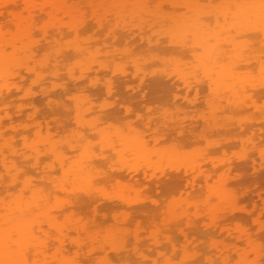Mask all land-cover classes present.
I'll list each match as a JSON object with an SVG mask.
<instances>
[{"label":"rangeland","instance_id":"374dc122","mask_svg":"<svg viewBox=\"0 0 264 264\" xmlns=\"http://www.w3.org/2000/svg\"><path fill=\"white\" fill-rule=\"evenodd\" d=\"M2 1L4 2L2 4L0 3V10H2V11L5 10L4 9L5 7H6V9H7V7L8 8L11 7V9H8V11L15 9L14 13L18 14V15L24 14V16H21L24 18L25 17L28 18L29 16L27 17V15H31V14L33 16V14H34L33 12H35V14L38 13L37 16L34 15V17L32 18V20H31L32 25H30L29 27L33 26V28H30V29H31V32L33 33V35L31 33V36H32L33 41L35 43L34 45H37V43H39V41H40L39 44L41 46L38 44L37 51H40V49L43 50V51H41V53L37 52L35 49L36 47H35L34 50H35V53L36 52L38 53V56H37V54L34 56L35 53L33 52V55H31V57L33 56V58L29 59V64H31L32 63L31 61L35 60L34 57L37 56V58H39V60L36 59V61H37L36 63L33 62L37 66V69L35 68L36 66L31 67L32 69L35 68L37 70L36 71L35 69H33V71L35 70V74H32L31 72L27 73L23 69V66H22L21 77L16 75L13 77L10 76V78L8 79L11 81H12L11 78H13V80L16 79L15 80L16 82H14V81L10 82L9 81L10 83H12L10 85H13V86L9 85V89H8V83L9 82L6 83L7 88H6L5 84H4L5 87H3V84H1L2 85L1 87H3V89L4 88L8 89V90H5L6 93L4 92V90L2 88H0L1 90H3V92L0 91L1 93L7 94V95L4 94V96L6 98H5V101H3L6 104L5 103L3 104V102H2V104H0V118L2 117L4 119L3 125L0 127V137H1V139H3L2 140L3 141L2 142L3 143L2 152H3V154H9V155L12 154L11 159L9 158L8 161L9 162L13 161V163L15 164L12 167L9 166V167H11V169H10L11 172H8L7 169L3 166V164L0 163V204H1L0 208L4 209L3 206L7 205V203L14 204L16 207L17 202H19L22 198L25 197L26 199L27 198L30 199L31 197H33L35 195L34 197H37L38 203H40L39 207H41V205H42V207H41V210H40V208H38L40 211L38 209H35L34 212L31 211L32 213L30 215H35L34 217L40 218V219L39 218L36 219L40 222V224L38 223V225H37V223L35 222L36 225H35V230H33V234L38 236L36 238H39L40 240L47 241L48 246H49L48 251H46L44 254L42 253L41 255L35 256L36 253L32 254L30 252L31 257H29V259H28V264H61V262H64V261L66 262L68 260H71L72 258L77 259L78 261H80L81 264H95V263L88 261L89 259L85 260L86 259L85 255L90 253L89 251H91V249H94L95 253L97 254V256L95 255V257L97 260L96 262L98 264H101V262L103 263L106 260H108V261L104 262L106 264H108L110 262H111V264H140V262H141L140 259H142V260L144 259L142 253H140V252H145L146 254H148V252H150V251H151L150 252L151 254L149 253V255L151 256V258H149L150 256L148 257V255H147V258H145V260L149 259V262H151V260L154 261L153 257L165 258V260L167 261V263L165 262V264H171L173 262L172 259H175V260L178 259V261H176L175 264H197L196 260H197V262H201V260H202V263L204 264L203 259H204V261H205V259H207L206 261H208V262L205 261L206 262L205 264H251V262H253V260H255L253 262L254 264H264V254H263L264 253V248H263V246H264V232H263L264 228L261 227V226L264 227V222H262V221H264V219H263L264 212L261 213L262 207L261 206L258 207V211H260V213L263 214V215H260L261 218L256 219L255 217H257L258 214L257 215L252 214V209H254L253 204L254 205L255 204L262 205V206L264 205V193H261L263 200L258 196L256 198H254L256 196V193H258V191L256 192V190L253 189V187H254L253 182L255 183V181H254L255 179L253 180V177L255 176V172L257 171L258 168H259V171L261 172V175H262V176H260L261 177L260 180L261 181L264 180V155L262 154V153H264V151H263V149H264V142H263L264 141V114H263L264 113L263 112L264 111L263 110L264 109L263 108L264 107V93H263L264 90H262V88L264 87V85H263L264 79L262 80V78H264V73L262 70H259V68H257L259 66L255 65L257 62L256 63L253 62L255 64L252 63V61H254V60H251L250 63L252 65L249 64L251 66L250 68H249V65L247 66L248 62L244 61L246 66L242 65V66H238L237 68L239 69V71L241 70L242 73L244 71L243 74H246L249 71V69H250V71H252V72H250V71L249 72H250V74L255 75V79H254V77L252 78V76L249 74V72L246 75H249L247 77H250V81H253V82H251L252 83L251 86H254L255 83L257 84L256 86H259V87L255 86L256 88H258L256 90V92H255V90L251 91V89H253V88L247 86L249 84L246 83L247 85L246 84H245L246 86L244 85L245 91L243 90V93H242L243 96L241 95L240 92L242 91V89H244V87L240 90V92H239L240 95H236L237 96L236 99H235V97L232 98L233 95H231V96L229 95V94H232V92H229V94H228V93H226L227 92L226 91L225 95L227 94L228 99L225 97V98H223V100H220V101L214 100L212 98L213 96H215L213 94L214 90L208 81H206L205 79H204L205 81H203V79H202L203 82L199 87L197 84H194L190 88L189 85L185 84V82L182 79V76L180 75L181 73H187L188 71L189 72L194 71V72H191L192 75L189 73L190 76L199 77L197 72H196L197 76H195L196 75L195 69L199 70L201 68L200 66L202 63H199V61H201V57L203 55V54L201 55V51L203 52L204 50L201 47H198L197 49H192V46H191V49L193 50V51H191V49H189L190 48L189 45L192 44L193 41L189 37H187V38H189L191 40L190 43L188 42L189 39H188V41H183V43L186 42V44H187V45H185V47H181V48L178 47L179 48L178 49V48H176L177 47L176 45H175L176 47L173 46L172 44L168 45L167 43L169 42L170 38L172 41L175 38L174 36H176V35L164 33L165 31L160 33L161 28H159L160 26L157 27L160 24H158V23L156 24L154 22H151V20H153V18H152L153 14H155V13L156 14L158 13V15H161L164 19L166 18V20L171 16L172 17L178 16L177 19H180V18H187V16L189 15L188 17L191 16V18H192L193 15H196V16L198 15L197 13H195L194 9L196 10L197 7H198V9L199 8L201 9L202 7H200V6L203 4L204 5L203 7H205V5L207 3L212 4V7H213V5L217 6V7H215V6L214 7L217 9H220V11H221V9L224 8V11H228L227 9H229L230 12H232V10L234 9V12H235L236 6L237 5L239 6L238 3H240V1L239 0H206V1L201 0L202 1V2L200 1L201 5L199 3L200 6L195 5L197 7H193L192 9L191 8L187 9L186 7H184L181 4V0H179L178 5L176 7L173 5L175 8H178V9H175L174 7H172V5H170L171 3L167 0H87L88 4L82 2L81 6H80L81 1H86V0H75V1H79V3H80L79 5H78V2H74L72 0H54V1L52 0L51 3L49 2L48 6H45V7L43 5L45 3L42 0H34L35 3L38 1L41 4V6L42 5L43 6L41 7V6H39V3H36V5H34V7L31 10H29L30 14H29L28 9L24 8V5H22V11H21V9L20 10L18 9L19 11L23 12V13H21L18 10H16L17 7L16 8H15V6L12 7L13 4H12V2H9L10 0L9 1L8 0H5V1L2 0ZM203 1L205 3L206 2L207 3L204 4ZM235 1L236 2L238 1V3H236L237 5L234 3ZM83 3L86 4L87 6L89 5V9H88V7L83 8L82 7L84 5ZM232 3H234V4H232ZM18 5L20 6V4H18ZM234 5H236V6H234ZM68 6H69V8H68ZM218 6H220V7H218ZM47 7H48L47 11L49 10L48 12L45 9ZM51 7H53V8L51 9ZM207 7L208 6L206 5V7L204 8L205 10L202 9L205 11V13L202 12L201 10H199V11H201L202 14L203 13L206 14L207 12L210 11L211 6L209 8H207ZM36 9H38V10H36ZM86 9H88V10H86ZM24 10L27 11L26 12L27 15H26V13H24L25 12ZM122 10L123 11L125 10L128 13V15L131 14V16L127 17V14L122 13ZM145 10L150 11L149 14L152 16H150L148 13L143 12ZM40 11H43L42 14L40 13ZM116 11H119L118 12L119 15L115 14ZM174 11H175V13H173ZM190 11L191 12L194 11V12H192L193 15L191 14ZM64 12H67L68 15L65 14ZM138 12L142 13V15H139L140 17H138V15H137ZM184 13H186L187 16L185 15L183 17ZM70 14H74V15L71 17ZM132 14H134V15L132 16ZM50 15L52 16V18ZM147 15H149V16L147 17ZM173 15H175V16H173ZM76 16L78 18H76ZM124 16L127 17V20L130 18L128 20L130 23H128V21L126 22V20L123 19ZM134 16L136 18L138 17L137 18L138 20L134 21V19H135V18H133ZM206 16H208V15H205V17ZM53 17H54V19H53ZM69 17H71V19H69ZM73 17L75 18V20L73 19ZM117 17L120 19L122 18V20L125 21V22L122 21V23H123L122 26L126 25V28H127L126 31L123 30L125 28H121L122 27L121 25L118 27H116L114 25L115 22H117V21H113V20L118 19ZM229 17H232V16H229ZM26 18L24 20H28ZM208 18L209 17L205 18L206 22L212 23L211 19L208 20ZM3 19H4L3 17L2 18L0 17V29L2 28V30H0V34L3 31L4 32L3 37H4L5 32H8V31L13 32L14 27L16 28L18 26H15V24H13L14 22H12V21H11L12 22V24H11V22L9 20L7 21L6 19H4L5 20L4 21ZM187 19H189V18H187ZM193 19H195V18H193ZM235 19L236 18H234V20L229 19L230 20L229 23L235 22L234 25H237L238 23L236 24ZM56 20H57V26H56V23H53V21L56 22ZM140 20H142V21H140ZM147 20L148 21L150 20L151 24H150V22L147 23ZM59 21H61L60 25H62V21H63L62 27L64 30H62L63 31L62 34L60 33L61 30H59L61 26H58ZM74 21L82 22L80 26H77V28L80 27L79 28V34L80 35L78 38H76L77 34L75 33V31H73L72 29L69 30L71 25H72L71 23H73ZM221 21L223 22V19ZM231 21H233V22H231ZM33 22H35V26H34ZM50 22L53 25H51ZM144 22L147 24V26ZM213 22H215V20ZM15 23H17V22H15ZM67 24L68 25L70 24V25L65 26ZM163 24H165V23H163ZM167 24L168 23L166 22V25H164V26H167V28H171L173 26L172 23L170 24V26H169V24L168 25ZM240 24L243 25L244 23H240ZM8 25H10V26H8ZM11 25H12V27H11ZM13 25H14V27H13ZM25 25H27V24H22V26H24V27H25ZM214 25H215V23H214ZM234 25H233V27H235ZM64 26L67 28H65ZM136 26H138V28ZM139 26H141L140 29L142 31H139ZM142 26L148 27V29L151 32H148L147 28H143ZM58 27H59V29H58ZM119 27L121 28L122 31H124L126 33V35H128V37L132 32H133L132 33L133 35L131 34L130 38H127V36L125 34H123V36H126V38L117 35V31L120 30ZM232 28L229 29L230 30L229 33H225L223 35V37L224 36L227 37V35H228L227 39H230L231 37L233 38L231 42H227V43H225L226 45H223V46H226L225 49L227 50L228 56H229V58L226 57L228 59H226V58L223 59L226 63H228V61L234 62L236 59H239L237 56V52H235V50H234L233 43L239 42V43L245 45V47L247 46L246 48L248 50V47H250V44L254 45L257 42L256 41L257 39L253 40L252 36L258 35L257 33H260V32H256V33L251 32V34H249L248 32L243 33V32H240L243 28H241V30H238L235 28L232 29ZM129 29L132 30V32ZM16 30H17V28H16ZM66 30L67 31L69 30V31L67 32ZM143 30L146 32H143ZM153 30L155 33L152 32ZM246 31H248V30H246ZM141 32H143V33H141ZM226 32H228V31H226ZM15 33H18V32L14 31V33H12V34L15 35ZM112 33H113V36L111 35ZM122 33H121V35H122ZM127 33H129V34H127ZM139 33H141V34H139ZM145 33H146V35H145ZM6 34L7 35L5 37L11 35V33L9 35V32ZM63 34H64V37H62ZM67 34L69 36L71 35L70 38L68 37ZM119 34H120V32H119ZM52 35H54V36H52ZM58 35H60V36H58ZM144 36H146V39H148L150 37H151V39H154V37H155V39L157 38L156 39V40H158L157 45L149 44V42H147L148 40L146 41L145 39H142V37H144ZM5 37H4V39H5ZM56 37H59V39ZM133 37L136 38V40H134ZM162 37L164 39H163V43H161V45H160L159 41ZM172 37H173V39H172ZM259 37L260 36H258L259 41L256 43L257 46L260 43V41L263 40L262 38H264L262 36H261V38H259ZM63 38H67V39L63 40ZM68 38H69V40H68ZM79 38H81V40H78ZM107 38H109V40H111V44L108 43L110 41H108ZM249 38L252 39L253 41H256V42H254V44H252L253 41L250 40ZM105 39L107 42L105 41V43H103V41ZM58 40L61 43H59ZM76 40L78 41L79 44H75V47H76V45L77 46L79 45V47L82 46L85 50V51L84 50L83 51L86 54H84L80 51H78L79 53L76 52L75 50L73 51V49H72L73 45H70L71 47L69 46V43H71V44H72V42L76 43ZM51 42H53V43H51ZM54 42H56V44H58L57 46L59 48H57V46H56V48H55V46L53 47V44L55 45ZM67 42H68V44H67ZM132 42H135V43L130 44ZM161 42H162V40H161ZM106 43L108 44L107 49H106L107 46H105ZM109 44H110L111 48L109 47ZM248 44H249V46H248ZM259 45L261 46V44H259ZM68 46H69V48H68ZM133 46H135L136 49ZM257 46H255V47H257ZM75 47H73V48H75ZM122 47H123V49L126 48L127 50H123ZM130 47L132 48V50H134V52L131 50ZM174 47L176 48L175 50H174ZM193 47H194V45H193ZM263 47H264V45H263ZM263 47H262V49L264 52ZM70 48H71V50H70ZM119 48H121L123 51L120 50ZM91 49L94 50L95 52L92 51V53H91ZM99 49H100L101 53L98 52ZM253 49H254V47H253ZM253 49L251 50L252 53H253V51H255V49L254 50ZM108 50H109V53H108ZM119 51L121 52V55H120ZM124 51H126V52L124 53ZM128 52H130V53H128ZM135 52H136V54H135ZM247 53H248V56H249V53L252 54L250 51H248ZM89 54L92 55V59H91V55H89ZM125 54L128 56L127 57L128 59L130 57L131 61L126 59ZM41 55H45V56H41ZM46 56L49 58L48 59L49 61H47ZM93 56L95 57V59H93ZM132 56L135 57V58L133 57L134 59L138 58L139 61L141 60L143 62V64H146V67H144L142 69L141 66H143V64L140 62H137L138 59L134 60L132 58ZM250 56H253V55H250ZM108 57H110L111 59H109ZM44 58H46V62H48L49 65L44 64L42 62V60L43 61L45 60ZM118 58L121 59L122 62H124L125 64L122 63L123 64L122 65L121 61H118L119 60ZM263 58H264V56H263ZM126 60L129 61V63ZM133 61H136V62H133ZM33 63L31 65H34ZM126 63H128L130 66L128 64L126 65ZM139 63L142 65H140ZM135 64L138 67H135L134 66ZM240 64H242V62H240ZM118 65L121 67L117 69V67H119ZM124 65L129 66V67L132 66L131 67L132 70L130 71L129 67H127L129 69L124 68L125 67ZM41 68L44 71V72L42 71V73H41ZM137 68L139 70L141 68V70H140L141 72L139 71L141 74H142V72L145 71V68L147 69L145 72L147 77L144 75V73H143L142 77H145L148 81H150V80L152 81V82L151 81L150 82H151V84L152 83L153 84L152 85L150 84L149 85L150 87L148 86L149 88L147 87V89H149V90L144 88L145 85H142L141 82L138 80L137 74L139 72L138 71L135 72V69H137ZM123 69L125 70V73L128 70H129V73L131 72L130 74L127 75L129 77L127 79H129L131 81V83H132V81H135L134 83L130 84V87H132V89L129 88V86H128L129 84L127 85L125 83V81L123 80V77L120 78V76H119L120 75L119 73H121V71ZM83 70L86 71L87 73L84 72ZM142 70H144V71H142ZM133 71L137 74H135ZM254 71H257V72H254ZM81 72H83V73L77 74V73H81ZM253 72H254V74H253ZM260 72H262V73H260ZM134 74H135V76H137L136 78H135ZM73 75H77L78 77L76 76L77 78H75ZM79 75L80 76L83 75V78L85 76V78L82 79V81H84L83 85H80L82 83V81H81V78L79 79ZM138 75H140V74H138ZM121 76H123V75H121ZM186 76L189 77V75H186ZM256 76L258 77V79ZM130 77H132L134 79H132V78L130 79ZM39 78H43V79H45V81H43V79L40 80ZM46 79H48V80H46ZM77 79H78V82H77ZM191 79H192V77L190 78V80ZM21 80H23V81L25 80L26 82L25 81L22 82ZM179 80H181V82H183V85L181 82L179 83ZM18 81H21L22 83L21 82L19 83ZM38 81H40V83H38ZM2 83H4V82H2ZM24 83H25V85H24ZM109 85H111V86L113 85L115 87L114 90H115L116 94L114 96L111 94V90H109ZM239 85H238V90H239V87L241 86V85L240 86ZM261 85H263V86H261ZM242 86H243V84H242ZM14 87L15 88L19 87V89L17 88L18 90H16ZM26 87L28 89L30 88L29 91H27L28 90L27 89V90H23V92H22V89H26ZM247 87H249V90L246 89ZM255 87H254V89H255ZM10 88H12V89H10ZM259 88H261L262 91H259L260 90ZM43 89L47 90L50 96L47 94L48 97L46 98L45 95H44L45 96L44 97L43 93H42ZM199 89L200 90L202 89V90L199 92ZM7 91L9 93H7ZM248 91H250L251 93L250 92L247 93ZM50 92L53 94H50ZM151 92H152V94H151ZM252 92L254 94L260 93L261 94V96L259 95L260 98H262V96H263L261 101H259L260 99L257 98L258 96H255L258 99L257 100L258 103L261 102V104H262V105L260 104L261 106L258 105V106H260L259 111H260L261 107L263 106L262 107L263 109H261V111L262 110L263 111L260 112V113H262L261 114L262 116L259 115L260 113L258 111L253 110V108L251 109V107L248 105V103H246L245 106L243 104V102H245V100H246L245 98L253 97ZM30 93L33 94V95L31 94V97H30ZM144 93H147L148 95H146ZM239 93H237V94H239ZM143 94L145 96H147L148 99L149 98H151V99L148 100L146 98H143ZM179 95H180V97H178ZM4 96H3V98H4ZM78 97L80 99H78L79 101L77 102L76 99ZM187 97H189V100H186ZM243 97H245V98H243ZM29 98L30 99L33 98V99L30 100ZM229 98H231V99H229ZM242 98H243V100H242ZM137 99H139V100L137 101ZM252 100H254V99H252ZM32 101L34 102V106H35L33 108L31 107L33 104ZM248 101H249V99H248ZM78 103H81V105L80 104L77 105ZM249 104H250V102H249ZM19 108H21L22 111L25 113L22 115V117L19 116V114H18L19 117L17 116L18 119L16 120L17 117L15 118L16 114L14 115V113H17ZM80 109H82L83 112H80L81 111ZM38 110H39V113L41 112L40 114L38 113ZM36 112H37V114H36ZM256 112H258L259 114H257ZM11 113L13 115L12 121L16 120L15 122L9 121V119L7 120V116L10 115ZM32 113H35L34 114L35 118L33 117V119L29 117V115ZM141 116L143 117V120H140ZM77 118H78V120H77ZM79 119H81V120H79ZM83 119L85 120L84 122H83ZM133 122H136V123L138 122V123L136 125V123H133ZM83 124H85V125L83 126ZM132 124L136 125V128L140 131V132L139 131L138 132L141 135L139 133L138 134L140 136H143L146 139L145 141H147L149 139L148 143H150V145L156 146V144L158 142H161L160 144L158 143L160 146L157 145L159 147V148L158 147L157 148L159 150L161 149V151H164V154L167 151L169 153V155L171 154V156H174L173 154L175 152L176 153L175 155H177V158L173 157L172 160H174V159H175V161H177L178 159L180 160V158H179V156H180L182 158V160L184 161L185 158L189 157V158H187V159H189L187 161V163L185 162L186 164H188L187 167L183 166L185 163L182 160L181 161H182L183 165H181V163H180L181 161H179V160L177 161L179 164L177 162L172 161V160L171 161L174 164H172L171 162L170 163L168 162L169 164H167V163L165 164V161L163 163V161H161V160L162 159L164 160V158H167L168 154H165V157L163 158V152L162 153L159 152L162 155V156H160L158 154L162 158L161 160L159 158H157L159 156H157L155 154H154V156H157L156 157L157 160L159 159L163 164L161 162L160 163L158 162V163L160 165L165 164V166L166 165L168 166V167H164L163 171L161 168L160 169L158 168L159 172H160V170L162 171L163 177L161 176L162 174L158 172V170L157 171L150 170V169H156L157 168L156 166H159L157 162H156L157 165L155 166L156 168H150V166L152 164L151 165L146 164L147 168L149 165V170L148 169L147 170L151 174L148 177L146 172H144L142 174L143 175L142 176L140 173H142V171L146 170L145 169L146 167L142 166V165H145L144 163H145L146 159L144 161L142 159H139V158L136 159L135 158L136 156L133 155L134 156L133 157L131 155L132 152L128 151L129 153H126V154H128L127 158L125 156V158L128 160L126 162L130 163V165L132 164L131 166H129V164H128V166L131 167V168H128L127 163L124 162L126 164L125 165L124 163L121 162L120 157H118V156H120V153L118 155V153H116L115 151L110 150L109 147L106 148L107 146H105L106 145L105 143L109 142V144L110 143L112 144V142H113V144L117 146L116 149H118L119 145H117L116 142L120 139L119 136H122V138L124 136L125 141L127 140L126 138L131 139L132 137H134V135H133L134 131L132 132V130L129 128L130 126H132ZM146 124H148V127H149L148 129L145 126ZM104 128H106L108 131ZM178 128L185 131L184 138L176 135V133H177L176 130L177 131L179 130ZM226 128H228L227 129L228 131H226ZM102 129H104L106 131H103ZM102 132H104V133L107 132L105 134H107V136L109 135V137L105 136V134ZM42 133H43V135H42ZM50 133H52V138H54L53 140H50L51 143L56 141L57 143L56 142L55 143L59 146V147L57 146L58 148L55 150L56 151L61 150V152L58 151L57 154L54 153L55 150L49 148V146H48L49 143H45L46 140L48 142H50L49 141V138H51ZM111 133L113 136L111 135ZM136 134L137 133H135V135ZM114 135H115V137H114ZM80 136H81V139L84 138L82 141L85 140L87 142V145H85L84 147H87L90 145V147L92 149L94 148L92 151L91 148L89 147L90 148L89 150H91L93 152V154L91 152H88L89 153V155H88V153L86 152V151H88V149L85 148V149H87V150H85L84 147L81 145V144L85 143V141L81 142V143L79 142V141H81L79 139ZM45 137H47V138H45ZM116 137L119 139H117ZM194 137H198L197 138L198 140L196 138L194 139ZM42 138H45V139L42 140ZM204 138H206V139H204ZM202 139H204V140H202ZM24 140H27V143H26L27 145L24 143ZM110 140H111V142H110ZM120 140H119L120 142L118 141V144H121V145L126 144L125 142H123L122 139H120ZM182 140L184 142H181ZM195 140H197V141H195ZM246 141H248L247 144H246ZM151 142H153L154 144L153 143L151 144ZM186 142H187V144H186ZM209 142L211 144L216 143L218 145V147L216 146L217 149L213 148V146H212L213 149L209 148L210 147ZM261 142H263V144ZM207 143L209 145H207ZM33 144H35V145H33ZM41 144L44 146H42ZM161 144H162V146H161ZM176 144L183 145V146H185L186 149L183 146H180V147H182L183 151H181L182 149H179V148H178L179 150H175L174 148L178 147V146H174ZM28 145L29 146L33 145L34 146L33 148H35V149L33 151H31L32 149L29 148V150H28V147L27 148L25 147ZM39 145H40V147H39ZM55 145H54V147H55ZM201 145H203V148L201 147ZM256 145L260 146V148L262 150H259V148ZM198 146H199V148H198ZM206 146H208V149ZM219 146H222V149ZM69 147H72L73 149L69 148ZM80 147H83L82 149H84V150H82ZM195 147L197 149H200L201 151L200 150L196 151ZM204 147H205V149H204ZM218 148H220L221 150ZM49 149H51V152L49 151ZM203 149L205 150L204 155L202 154L204 152ZM214 149H216V150H214ZM184 150L186 151L185 153H183L185 155H181L182 152H184ZM194 150L197 153L202 152V150H203V152L197 154V153H195ZM209 150H211V152ZM82 151H83V153H82ZM214 151H215V153L216 152L219 153V154L217 153L218 156L214 153ZM13 152H16V153L14 154ZM80 152H81V155L83 154L82 155L83 157H85L84 156V153H85V155L90 156V158L93 157L91 159H94L93 160V169L92 170L88 169V171L90 174L91 182L93 181L92 183H95L96 186L94 184H92L91 182H90V184H88V186H87V184L86 185L85 184H79L78 185L77 183H76L77 185H74V186L72 185L73 184L72 182H74L73 181L74 177H73L72 173H74V170L76 171L78 169L77 167L80 166L79 165L80 160H81V163H83L84 161L86 162V160H84L83 157L78 156V155H80L79 154ZM156 152L158 153V150H156ZM191 152H193V153H191ZM206 152H208V153L210 152V153L207 154ZM63 153H64V156L61 155ZM65 153H67V155ZM101 154H102V156H101ZM188 154H190L191 157L188 156ZM199 154H202V156L200 157ZM192 155H195V157ZM207 155H209V156L211 155V159H213L214 161H211L209 157H207V158H209V159H207L206 158ZM214 155H216L218 158H214V157H216ZM61 156H62V159L66 156L65 158H68L67 161H69V162H70V160H76L77 158L79 159V161L76 160V161H78V163L76 162V163H74V165L72 164L73 163V161H72L71 162L72 170H70L71 165H69L70 164L69 162L66 163L65 160L63 163H66V165L68 164L67 166L70 169H68L66 167V165H64V164L62 167ZM154 156H153V158H154ZM171 156H169L168 158H170ZM182 156H184V157H182ZM137 157H139V156H137ZM40 158H41V160H40ZM59 158L61 160H59ZM102 158L107 159V160H103ZM130 158H132V159L129 160ZM156 158H154V159H156ZM191 158H192V161L194 160V163L196 161L195 159H197V162L199 163V165H196L197 163L193 164V162H191ZM203 158H205L206 160L211 161V162L207 163L206 161H204V163H205L204 164V163H202L204 160ZM28 159H30V160L32 159L31 160L32 163ZM85 159H87V157ZM91 159H87V160H91ZM135 160H137V161L142 160L143 162L142 163L136 162ZM151 160L150 161L148 160L146 162L150 163L152 161H154V162L156 161V160H152V161ZM201 160H202V162H201ZM256 160L258 161L257 162V168L255 167L256 166L255 165ZM122 161H124V160H122ZM133 161L135 162V164ZM229 161H231V162L234 161L233 163H235V166L230 168V169H226L228 167V165H226V163L227 162L229 163ZM154 162H152V163L154 164ZM216 163L218 164V166L216 165ZM75 164H78V166ZM133 164H134V167L136 166L138 169L142 170V171L139 170L140 171L139 174L137 173L138 176L140 175L139 176L140 179H135L133 176L129 175L130 173H124L126 169L128 171L129 170L131 171L132 169H133L132 171H135L136 168L133 167ZM73 166H75V168H73ZM141 166H142V168H140ZM177 166L178 167L180 166L179 168L181 170L179 168H177ZM193 166L195 167L194 169L195 170L197 169V170L192 171V173L194 172L193 174L201 175V178L199 177L201 184L206 185V190L204 193H199V191L197 194L185 193L179 189H177V190L174 189V187H175L174 185H170V186L166 187L165 190L164 189L162 190L163 192H161L158 189V186H159L158 180L159 179L162 178V180H159V182L160 181L162 182L163 180L166 181L167 179L171 180L172 175H173V178H174V176H176V179H177V176H180L183 174L184 175L188 174V173H186V171H188L189 169H193ZM197 166H200L199 167L200 170L202 168L201 166H203L204 167L203 169H205L206 171H202L203 169L200 171L199 168H196ZM19 167L21 170L19 169ZM65 167L67 168V170L71 171V172L67 171L66 172V173H68L67 175H69V176L72 175V177L66 178L64 176L63 171L65 173V170H66ZM117 167H119V170L116 169ZM151 167H154V165ZM50 168H51V170H50ZM54 168H55V170H54ZM62 168L63 169L65 168V169L63 170ZM165 168H167V169H165ZM182 168H183V170H182ZM164 169H165V171H164ZM184 170H186V171H184ZM226 170H228V172H230V173L226 172ZM47 171L51 172L54 176H55V174H57L56 172L59 171L58 175H57L59 178L57 179L56 178L57 176L54 177L51 173H49ZM116 171H117V173H115ZM181 171H184L186 174L184 172L181 173ZM206 172L217 174V176L215 174V177H217V178L213 177L214 179L212 178L213 180H211L212 182H210L211 185L213 186L212 189H215L213 191L219 193V192H222V190L224 189L223 187H225L228 190H229V187L232 188L231 191L226 190V194L228 191V195H224V196H226L227 200H229V202L226 200H222V199H224V196H222L223 194L221 195V193H219V194L222 197L221 198L218 197L219 200L216 201V197H215V199L213 198L214 196H216V193L215 192H209V189H208L209 185H208L207 178L202 174V173H206ZM8 173H11L10 175L18 173V182H17L16 187H11V184L8 181V179H9ZM44 173H47V175H48V173L51 174L48 176L54 177L53 179L56 178L54 181L52 179V181H50L51 183L52 182H54V183L57 182V183L51 184L48 181L51 178L50 177H49L50 179L46 178ZM149 173H148V175H149ZM167 173H168V175H167ZM192 173L189 174V177H191V176L193 177ZM59 174H61V175L59 176ZM164 175H166L165 176V178L167 177L166 179L164 178ZM169 175H170V177H168ZM156 176H158L159 178H157ZM62 177H63V179H62ZM64 178H66V179L69 178L68 180L69 181L71 180V181L69 182L68 180H66ZM19 180H21V181H19ZM60 180L62 182L65 181V183L63 182L64 184H61V185L66 186V188H64V186L60 185ZM221 180L223 182H226V184L223 183V186H222V183H218V181H221ZM67 181L71 185H68L69 183ZM164 182L161 184L167 185V183H170V182H165V183ZM250 182H252V183H250ZM262 182L264 183V181H262ZM27 183L29 184V186L31 188L30 190H32V192H34V193H31V191L30 190L28 191V189L24 190L23 186L26 185ZM216 183H218V185L222 188L219 187L220 188L219 189L218 185H216ZM74 184H75V182H74ZM91 184H92V187L94 189L95 188L98 189V191L96 189H95V191L90 189V191L87 192L88 191L87 188H91ZM228 184L230 186H228ZM245 184H247V185H245ZM80 185H82V188H80L81 187ZM224 185H226V186H224ZM242 185L248 186L249 189H245V186L243 187ZM56 186H58V187H56ZM60 186L63 187L64 189L61 188ZM67 186H69V187H67ZM77 186L78 187L80 186V187L78 188ZM102 188H105V192L103 191ZM243 188H244V190H243ZM250 188L253 190H252V192L248 193V191H246V190L250 191L251 190ZM76 189L77 190L80 189V190L77 191ZM85 190H87V191H85ZM236 190L239 192H237ZM232 191L234 193H231V195H230L229 192H232ZM82 192H84V193L87 192V193H85L86 195L89 193V195H91L90 196L91 200L87 198V197H89V195L85 197V194ZM235 192H236V194H235ZM245 192H247L248 194H245ZM254 192H256V193H254ZM210 193H211V195H210ZM213 193H215L214 196H213ZM251 194L252 195L255 194L254 197H252ZM247 195H249V196H247ZM121 196H123V199H125V201H129V202L132 201L134 203L130 204L129 202L128 203L122 202L123 200L121 201V198H122ZM211 196H213V197H211ZM132 197L134 199L136 197V201ZM19 198H21V199H19ZM231 199H232V201H231ZM191 200H193V201H191ZM238 200L240 201L241 204L239 203ZM29 201L32 202V199L27 200V203L30 204ZM177 201H179L178 203H180L181 201H182V203L184 202L183 204L181 203L182 204L181 206L183 207V209H181V210H183V211L186 210V209H184V207H186V206L191 205L192 207H195V208H192L190 206V208L187 209L188 213H186V212L183 213L181 211L183 213V217L182 216L180 217L179 215L181 214V212L177 213L176 211L177 210L179 211V209L181 207L177 208L176 205H174V203ZM187 201H188V203H187ZM193 202H194L195 206L193 205ZM260 202L262 204H260ZM157 203L160 205H157ZM237 203H239L240 205L238 206ZM188 204H190V205H188ZM222 204H224V205H222ZM236 204L238 207L236 206ZM95 206L97 207L96 209H95ZM179 206H180V204H179ZM240 206H242V207H240ZM15 207L13 206V208H15ZM172 207L174 209L176 207L177 210L175 212L173 210L171 211ZM232 207L237 208L238 210H240V212L235 211V209L234 210L231 209ZM260 207H261V209L259 210ZM239 208H242V209H239ZM243 208L246 210H244ZM263 208H264V206H263ZM193 209H194V211H193L194 214L191 213V210H193ZM201 209H202V211H199ZM159 210H162V211L159 212ZM247 210H249V211H247ZM129 212H131L132 216H130ZM172 213L175 215H178V217L175 215H173L174 216L173 217ZM250 213H251V215H250ZM253 213H255V212H253ZM45 214H48L49 217H52L51 219L54 218L53 221L55 222V224L59 225L64 230L63 231V233H64L63 238L65 241V243H64L65 247H63V248L66 249L65 251L62 248H57V246L52 245V244H54V245L57 244L55 241L58 239L59 234L57 233V230L55 229V227H52V226L49 227L48 226V223L50 222V220L49 221L45 220V218L43 217ZM192 214H193V216H192ZM17 216L20 217V215H17ZM129 216L133 217L132 219L134 221H132V219ZM184 216H188L187 217L188 220L190 219L189 220L190 222H186L187 224L183 222L184 221L183 218H186ZM124 217L125 218L128 217L127 222L129 221L130 223L126 222L127 223L126 224L124 222V220H126V219H124ZM175 217H177L178 219ZM203 219H204V221H202ZM188 220H186V221H188ZM191 220L195 224H192ZM255 221H256V223H255ZM137 222H138L140 228L134 226V224L136 225ZM205 222L208 223V225H206ZM212 222H214L213 226H211ZM215 222H217L218 225H216ZM258 222L263 224V225L258 224V226H257ZM170 223H173L176 226H174L173 224H170ZM188 223L191 225V230H189L190 227H189ZM138 224H137V226H138ZM185 224L188 225L187 227H188V230L190 232L185 230L186 229ZM170 225L173 228L174 227L178 228L177 225L181 226L182 227L181 230L184 229L185 232L187 231L185 233L186 237L184 235H183V237L180 236L181 233L183 234V231H181L179 228H178V231L175 230L176 228H174L173 231L169 230ZM243 225H246V226H243ZM193 226H195L194 227L195 230L193 229ZM207 226H209V227L207 228ZM242 226L244 227V229H242ZM141 227H142V229H141ZM212 227H214V228L212 229ZM220 227H222V228L225 227L224 231ZM170 229H172V228H170ZM220 229H221V231H220ZM248 229H250V230L252 229L251 232ZM257 229L258 230L260 229V231H257ZM247 230L249 232H247ZM261 230H263V231H261ZM191 231H193V232H191ZM175 232H178V233H175ZM135 233L139 234V237H141V238L136 236ZM191 233L194 235L192 236ZM243 233L244 234L246 233L245 236L243 235ZM115 234H117L116 238H115ZM222 234H223V236H222ZM230 235H233V237L232 236L230 237ZM90 236H93V237L91 238ZM112 236H114V239H113L114 242L112 241L111 243H114V244L110 245V240H112ZM149 236H151L152 238L153 237H158V238H154L152 241V238H150ZM191 236L194 238L190 239ZM235 236H237L238 238H236ZM250 236L253 237L252 241L254 243L252 242L253 243V244H251L252 246H250L248 241L245 240L246 237L249 238ZM171 237H173V238L176 237V239H178L179 241H176L173 244H171L172 243L171 241H175ZM228 237H230V238H228ZM240 237H241V240H240ZM242 237L245 239H243ZM159 238H162V239H159ZM90 239H91V241H90ZM137 239H139V240H137ZM182 239H183V241H182ZM187 239L188 240L190 239V241L195 239L196 241H194V242L192 241V242L187 243L186 242V241H188ZM93 240H95L94 244H93ZM151 241L153 243H155V241L159 242L157 244L158 246L155 245L153 247L152 245H154V244H151L152 243ZM178 242H180V243L178 244ZM184 242H186L187 244ZM195 242L199 243L201 246H203V248L205 247V249H208V250H206L207 252L204 251V254L207 253L204 256L201 253V252H203V248L197 247L199 249L198 251L203 255V256L200 255L201 259L199 258V256L196 255L198 252H197L196 248L194 247L195 245H193V247L195 249L191 246H188V245H191V243L195 244ZM216 242L217 243L220 242V244H215ZM221 242H224L223 244H224V246H227V248L229 249L228 251H226L227 249H223L224 247L221 245L222 244ZM115 243H116V247H118L117 245H119L118 248H120V251H117V249H115V248H113V250L112 249L110 250L111 247L115 246ZM148 243L150 244V246ZM175 243H177L176 244L177 246L175 245ZM256 243H260V245L256 244ZM92 244H93V246H92ZM244 244H246V245H244ZM180 245L183 247H181ZM196 245L199 246L198 244H196ZM248 245L250 246V248ZM86 246H88V247L85 248ZM228 246H230V247H228ZM253 246H255V247L257 246L259 248H254ZM178 247L179 248L181 247V249H179ZM187 247H191V249L196 250L195 252H194V250H192V252L195 253V254L194 253H192V254H194L195 257H198V259L196 258V260H194V256H192V258H191V257H189L190 256L189 253L188 254L186 253V255H182V258L184 256L185 259L181 260L180 254H184L183 250L185 248L187 251L191 250L190 248L188 249ZM206 247H208V248H206ZM233 247H236V249H234ZM101 248H103V250L105 252H107L108 254H106V253L103 254L104 251ZM162 249L165 251L167 249L168 251L163 252ZM175 249L176 250L178 249L180 252L179 251L176 252ZM28 250H29V248H28ZM94 250L92 251L93 254H94ZM115 250H116V252H115ZM146 250H148V251H146ZM156 250H157V252H156ZM259 250L263 251V252H260ZM61 251H63V252H61ZM158 251H162L164 256H162L163 254H161L162 257L161 256L159 257L160 252L158 253ZM172 251L174 252V255H173ZM256 251H259V255H258V252H256ZM169 252L171 254H169ZM243 252L248 253L247 257H245V255H243L244 254ZM252 252H254V253H252ZM114 253L116 255L117 254L118 255L115 256ZM165 253L166 254L168 253L169 255L168 254L166 255ZM176 253H179V254H176ZM223 253H224V255L230 256L231 260L229 262H226L223 259V257H222ZM146 254H144V257ZM153 254L155 256H153ZM210 254L213 256V260L211 259L212 256ZM106 255H109V256L107 257ZM166 256L169 257L168 260L166 259ZM170 256H171V258H170ZM175 256H177V257L179 256V257L177 258ZM209 256H210V259H209ZM250 256H251V258L256 257L257 260L255 258L253 260L247 261V259ZM97 257H99V259ZM100 257H101V260H100ZM117 257H119V258H117ZM157 258H156V260H157ZM191 259L193 261H191ZM214 259H215V261H214ZM98 260L101 262H99ZM145 260L143 261L144 263L146 262ZM160 260H163V259H160ZM165 260H163V263ZM161 263H162V261H161ZM147 264H149V263L147 262ZM150 264H153V262H151Z\"/></svg>","mask_w":264,"mask_h":264},{"label":"bare ground","instance_id":"6f19581e","mask_svg":"<svg viewBox=\"0 0 264 264\" xmlns=\"http://www.w3.org/2000/svg\"><path fill=\"white\" fill-rule=\"evenodd\" d=\"M5 1V0H4ZM9 1V0H8ZM45 4H43L44 5V7L45 6H48V4H49V2L51 3V1L52 0H42ZM41 1V2H42ZM54 1V0H53ZM72 1H74V2H78V5L80 4L79 3V1H75V0H72ZM167 1H169L171 4L170 5H172V7H176L177 5H178V1L179 0H167ZM200 1L201 0H181V4L184 6V7H186L187 9H192L193 7H197V6H200L201 5V3H200ZM204 1H206V0H204ZM203 1V2H204ZM240 1V3H238V1L236 2H234L235 4L236 3H238L239 4V6L237 7L236 5H234V6H236V9H235V12H234V9L232 10V12H230V10L229 9H227L228 11H224V8L223 9H221V11H220V9H217V8H215V7H217V6H215V5H213V7H212V4H209V3H205L204 2V4H206L208 7L207 8H209L210 6H211V8H210V11L209 12H207L206 14H204L205 13V7H206V5H205V7H203L204 5L202 4L200 7H202L201 9L199 8L198 9V7H197V9L195 10L194 9V11H195V13H197L198 15V17L196 16V15H193V13L192 12H194V11H190L191 12V14L193 15L192 16V18H191V16L190 17H188L187 15H186V13H184L183 14V17L186 15L187 16V18H189V19H187V18H180V19H177V17L178 16H176V17H169L167 20H166V18L164 19L161 15H158V13L156 14H153V20H151V22H154V23H158V24H160V25H158L157 27H159V28H161V32L160 33H162V32H164V33H168V34H173V35H176V36H174L175 38L173 39V37H172V41H171V38H170V40H169V42L167 43L168 45H170V44H172L173 46H175L176 48H178V47H185V45H187L186 44V42H184L183 43V41H188V39L190 38V39H192V41H193V45H194V47H193V45L192 44H190L189 46H190V48L189 49H191V46H192V49H197L198 47H201L204 51L202 52L201 51V55H202V57H201V61H199V63H202L201 64V68L199 69V70H196L195 69V74H196V72L198 73V75H199V77H194V76H190V74H191V72H194V71H188L187 73H181L180 75L182 76V79H183V81L185 82V84H187V85H189L190 86V88L192 87V85H194V84H197L198 85V87L202 84V82L203 81H208L209 82V84L211 85V87L213 88V90H214V92H213V94L215 95V96H213L212 98L214 99V100H217V101H220V100H223V98H227L228 99V97H227V94L225 95V92L226 93H228L229 94V92H232V94H229L230 96L231 95H233L232 96V98L233 97H235V99H236V95H240V93H241V95L243 96V90L245 91V86L247 85V84H249V85H247V86H249V87H251V88H253V89H251V91L253 90H255V92H256V90L258 89V88H256V87H259V86H256L257 84L255 83V85L254 86H251L252 85V83L251 82H253V81H250V77H247V76H249V75H246V74H248V72L250 71V69H249V71L246 73V74H243L244 73V71H243V73H242V71L240 70L239 71V69L237 68L238 66H242V65H245V62H248L247 63V66L249 65V64H251L250 62H251V60H254V61H252V63L253 62H257L256 64L255 63H253V64H255L256 66H259V67H257V68H259V70H262L263 71V73H264V58H263V56H264V52H263V49H262V47H263V43H264V38H262L261 40L262 41H260V43L259 44H261V46L258 44V46H257V42L259 41L258 40V36H260L259 38H261V36L262 37H264L263 35H264V0H239ZM9 2H12V7L13 6H15V8H16V10H20L21 9V11H22V5H24V8H26V9H28V11L29 10H31L33 7H34V5H36V3H39L38 1L35 3V1L34 0H10ZM82 2H84V3H86V4H88V2H87V0L86 1H81V4H80V6L82 5ZM202 2V1H201ZM231 2V1H230ZM0 3L2 4V3H4L2 0L0 1ZM83 3V4H84ZM199 3H200V5H199ZM234 3H232V4H234ZM18 4H20V6L18 5ZM86 4H84L82 7L84 8V7H88V9H89V5L87 6ZM42 5V6H43ZM86 5V6H85ZM174 5V6H173ZM195 5H197V6H195ZM39 6H41V4L39 3ZM41 6V7H42ZM215 6V7H214ZM2 7V6H1ZM10 7V6H9ZM20 7V8H19ZM174 7V8H175ZM218 7H220V6H218ZM3 8V7H2ZM36 8V7H35ZM53 7H51V9H52ZM68 8H69V6H68ZM80 8V7H79ZM206 8V9H207ZM232 8V7H231ZM5 10H0V17L2 18H4V19H6L7 21L9 20L10 22L12 21V22H14L13 24H15V26H18V27H16L17 28V30H16V28L14 27V25H13V27H14V31H17L18 33H15V35H13L12 33H14V31L13 32H10V31H8L9 32V35H10V33H11V37L10 36H7V37H5L7 34L6 33H8V32H5V39H4V37H3V34H4V32L2 31L1 32V34H0V88H2L3 89V87H5L4 86V84L6 85V88H7V84L6 83H8L9 81L10 82H16L15 80H13V78H11L12 79V81L11 80H8L9 78H10V76H19V77H21V68H22V66H23V69L27 72V73H32V74H35V70L37 69V66L34 64V63H36L37 61H36V59H38L39 60V58H37V56H38V53L37 52H40L41 53V51H43V50H41L40 49V51H37V46H38V44L40 43V41H39V43H37V45H34L35 43H34V41H33V38H32V36H31V29L30 28H33V26H31V27H29L30 25H32L31 24V20H32V18L34 17V15L35 16H37V14L38 13H36L35 14V12H33L34 14H33V16H32V14L31 15H27V11L26 10H24L25 12L24 13H26V15H27V17L28 18H26V19H28V20H24L25 18L24 17H21V16H24V14L23 15H18V14H15L14 13V10L15 9H12V10H9L8 11V9H11V7L10 8H8L7 7V9H6V7L4 8ZM40 9V8H39ZM46 9V11H47V9H48V7L47 8H45ZM58 9V8H57ZM72 9V8H71ZM70 9V10H71ZM88 9H86V10H88ZM175 9H178V8H175ZM202 9H204V10H202ZM18 10V11H19ZM36 10H38V9H36ZM143 10V9H142ZM199 10H201L202 12H204L203 14L201 13V11H199ZM208 10V9H207ZM223 10V11H222ZM21 11H19V12H21ZM45 11V12H46ZM49 11V10H48ZM47 11V12H48ZM51 11V10H50ZM178 11V10H177ZM189 11V10H188ZM187 11V12H188ZM42 12L43 11H40V13L42 14ZM62 12V11H61ZM117 12V13H116ZM115 12V14H118V12L119 11H116ZM142 12V11H141ZM143 12H145V13H150V11H143ZM179 12V11H178ZM234 12V13H233ZM21 13H23V12H21ZM59 13V12H58ZM65 14H67V12H64ZM73 13V12H72ZM122 13H126L127 14V17L128 16H131V14L130 15H128V13L124 10H122ZM173 13H175V11L173 12ZM29 14H30V11H29ZM40 14V15H41ZM114 14V15H115ZM189 14V13H188ZM68 15V14H67ZM71 15V17L74 15V14H70ZM119 15V14H118ZM134 14H132V16H133ZM138 17H140L139 15H142V13H139L138 12ZM150 15V14H149ZM149 15H147V17L149 16ZM205 15H208V16H206L205 17ZM51 16V15H50ZM116 16V15H115ZM150 16H152V15H150ZM173 16H175V15H173ZM197 18H196V17ZM229 16H232V17H229ZM48 17V16H47ZM56 17V16H55ZM71 17H69V19H71ZM75 17V16H74ZM73 17V19L75 20V18ZM119 17V16H118ZM117 17V18H118ZM127 17H123V19L124 20H126V22L130 19H128L127 20ZM137 17V18H138ZM145 17V16H144ZM207 17H209L208 18V20H210L211 19V21H212V23L210 22H206V20H205V18H207ZM51 18H52V16H51ZM76 18H78L77 16H76ZM133 18H135L134 19V21L135 20H138L135 16L133 17ZM150 18V17H149ZM155 18V19H154ZM193 18H195V19H193ZM234 18H236L235 19V21H236V24L237 25H234V23L235 22H233V21H231V22H233V23H229L230 22V20L229 19H233L234 20ZM3 19V20H4ZM53 19H54V17H53ZM115 19V18H114ZM223 19V22L221 21ZM14 20V21H13ZM81 20V19H80ZM79 20V21H80ZM124 20H122V18L120 19V18H118V19H116V20H113V21H117V22H115V26L116 27H118V26H122V21L123 22H125ZM150 20L148 21L147 20V23L148 22H150ZM215 20V22H213ZM5 21V20H4ZM77 22V21H74L73 23H71L72 25H71V27H70V29L69 30H73V31H75V33L77 34V36H76V38H78L79 37V28H77V26H80L81 25V23L82 22ZM112 21V20H111ZM140 21H142V20H140ZM12 22H11V24H12ZM15 22H17V23H15ZM61 21H59L58 23V26H61L60 27V29H59V27H58V29L59 30H61L60 31V33L62 34V30H64L63 29V21H62V25H60L61 23H60ZM146 22V21H145ZM144 22V23H145ZM151 22H150V24H151ZM166 22L169 24V26H170V24L172 23L173 24V26L171 27V28H167V26H164V25H166ZM51 23V22H50ZM53 23H56V26H57V20H56V22H54L53 21ZM114 23V22H113ZM128 23H130L129 21H128ZM141 23V22H140ZM163 23H165V24H163ZM214 23H215V25H214ZM240 23H244L243 25H241ZM22 24H27V25H25V27L24 26H22ZM33 24H34V26H35V22H33ZM117 24V25H116ZM135 24V23H134ZM146 24V23H145ZM144 24V25H145ZM155 24V25H156ZM167 24V25H168ZM235 26V27H233V25ZM50 25V24H49ZM51 25H53L52 23H51ZM50 25V26H51ZM55 25V24H54ZM70 25V24H69ZM68 24L67 25H65V26H69ZM143 25V26H144ZM154 25V26H155ZM211 25V26H210ZM214 25V26H213ZM8 26H10V25H8ZM64 26V27H65ZM128 26V25H127ZM135 26V25H134ZM142 26V27H143ZM146 26H147V24H146ZM149 26V25H148ZM240 28H239V27ZM11 27H12V25H11ZM131 27V26H130ZM137 28H138V26H136ZM151 27V26H150ZM149 27V28H150ZM166 27V28H165ZM208 27V28H207ZM235 28V29H238V30H241V28H243L240 32H243V33H245V32H248L249 34H251V32H254V33H256V32H260V33H257L258 35H255V36H252L253 37V40L254 39H257L256 41H253L252 39H250V40H252L253 42H252V44H254V42H256L254 45L255 46H257V47H255L254 45H251L250 44V47H248V50H247V46L245 47V45H243V44H241V43H239V42H235V43H233V47H234V50H235V52H237V56H238V58L239 59H236L234 62H229L228 60V63H226L223 59H225L226 57H228L229 58V56H228V52H227V50L225 49L226 48V46H223V45H226L225 43H227V42H231L232 41V37L230 38V39H227V37H228V35H227V37H223V35L225 34V33H229V29H231V28ZM8 28V27H7ZM20 28V29H19ZM65 28H67V27H65ZM121 28H125V29H123V30H125L126 31V25H123ZM121 28L119 27V29L121 30ZM133 28V27H132ZM136 28V29H137ZM141 26H139V31H142L141 29ZM143 28H147V31L148 32H151L149 29H148V27H143ZM142 28V29H143ZM152 28V27H151ZM150 28V29H151ZM155 28V27H154ZM153 28V29H154ZM232 28V29H233ZM57 29V30H58ZM108 29V28H107ZM118 29V30H119ZM0 30H2V28L0 29ZM11 30V29H10ZM13 30V29H12ZM68 30V31H69ZM110 30V29H109ZM117 31V35H119V36H121V37H125L126 38V36H127V38H130L131 36V34L133 33L132 32V30H130L131 32V34L129 35V37H128V35H126V33L124 32V31ZM138 30V29H137ZM246 30H248V31H246ZM67 31V30H66ZM67 31V32H68ZM134 31V30H133ZM226 31H228V32H226ZM83 32V31H82ZM81 32V33H82ZM119 32H120V34H119ZM135 32V31H134ZM143 32H146V31H144L143 30ZM143 32H141V33H143ZM153 33H155L154 32V30L152 31ZM239 32V33H240ZM121 33H122V35H121ZM141 33H139V34H141ZM60 34V35H61ZM110 34V33H109ZM123 34H125L126 36H123ZM127 34H129V33H127ZM137 34V33H136ZM149 34V33H148ZM152 34V33H151ZM253 34V33H252ZM262 34V35H261ZM32 35H33V33H32ZM60 35H58V36H60ZM66 35V34H65ZM68 35V34H67ZM112 36H113V33L111 34ZM133 35V34H132ZM145 35H146V33H145ZM150 35V34H149ZM183 35V36H182ZM190 35V36H189ZM231 35V34H230ZM2 36V37H1ZM52 36H54V35H52ZM56 36V35H55ZM71 36V35H70ZM70 36L68 35V37L70 38ZM135 36V35H134ZM9 37V38H8ZM62 37H64V34L62 35ZM66 37V36H65ZM187 37H189V38H187ZM192 37V38H191ZM251 37V38H252ZM7 38V39H6ZM56 38H58L59 39V37H56ZM69 38H68V40H69ZM134 38V37H133ZM138 38V37H137ZM160 38V37H159ZM55 39V38H54ZM64 39H67V38H63V40ZM142 39H145L147 42H149V44H151V45H157V42H158V40H156L155 39V37H154V39H151V37L150 38H148V39H146V36H144V37H142ZM163 37L160 39V45H161V43H163ZM189 39V43H190V40ZM78 40H81V38H79ZM107 40L108 41H110V42H108V43H110L111 44V40H109V38H107ZM131 40V39H130ZM134 40H136V38H134ZM156 40V41H155ZM161 40H162V42H161ZM247 40V39H246ZM59 41V40H58ZM105 41H106V39L103 41V43H105ZM132 41V40H131ZM38 42V41H37ZM107 42V41H106ZM130 42V41H129ZM51 43H53V42H51ZM55 43V45L53 44V47L55 46V48H56V46L58 45V44H56V42H54ZM59 43H61L60 41H59ZM133 43H135V42H132V43H130V44H133ZM67 44H68V42H67ZM75 44H79L78 43V41L76 40V43L75 42H72V44L71 43H69V46L70 45H73L72 46V49H73V51L75 50L76 52H78V51H80V52H82V53H84V48L82 47V46H80L79 47V45L77 46L76 45V47H75ZM110 44H109V47H110ZM40 45V44H39ZM105 45V44H104ZM41 46V45H40ZM39 46V47H40ZM69 46H68V48H69ZM105 46H107L106 47V49L108 48V44L106 43V45ZM248 46H249V44H248ZM261 48H260V47ZM36 47V48H35ZM71 47V46H70ZM73 47H75V48H73ZM104 47V46H103ZM132 47V46H131ZM130 47V48H131ZM134 48H135V46H133ZM165 47V46H164ZM170 47V46H169ZM174 47V50L176 49ZM224 47V48H223ZM237 47V48H236ZM253 47H254V49H255V51H253V53H252V49H253ZM34 48L36 49V53H35V50H34ZM41 48V47H40ZM57 48H59L58 46H57ZM83 48V49H82ZM111 48V47H110ZM264 48V47H263ZM43 49V48H42ZM102 49V48H101ZM105 49V48H104ZM105 49V50H106ZM120 50H122L123 49V47H122V49L121 48H119ZM136 49V48H135ZM179 49V48H178ZM191 49V51H193ZM246 49V50H245ZM253 49V50H254ZM34 50V51H33ZM70 50H71V48H70ZM84 50V51H83ZM104 50V51H105ZM123 50H127L126 48H124ZM122 50V51H123ZM131 50H132V48H131ZM92 51H94V50H92L91 49V53H92ZM133 52H134V50H132ZM189 51V50H188ZM248 51H250L252 54H250L249 53V56H248V53L247 52ZM33 52L35 53L34 54V56L37 54V56L36 57H34L35 58V60L34 61H31L34 65H31V64H29V59L30 58H33V56L31 57V55H33ZM95 52V51H94ZM98 52H100L101 53V51H100V49H99V51ZM120 52V51H119ZM126 51H124V53H125ZM195 52V51H194ZM255 52V53H254ZM257 52V53H256ZM79 53V52H78ZM106 53V52H105ZM108 53H109V50H108ZM111 53V52H110ZM128 53H130V52H128ZM127 53V54H128ZM81 54V53H80ZM79 54V55H80ZM84 54H86V53H84ZM135 54H136V52H135ZM247 56H246V55ZM262 54V55H261ZM89 55H91V54H89ZM120 55H121V52H120ZM126 55V54H125ZM124 55V56H125ZM200 55V56H201ZM250 55H253V56H250ZM41 56H45V55H41ZM40 56V57H41ZM98 56V55H97ZM199 56V57H200ZM106 57V56H105ZM126 57V59H128L127 57V55L125 56ZM134 56H132V58H133ZM46 58H47V61H49L48 59V57L46 56ZM46 58H44L45 60L43 61L42 60V62L44 63V64H48V62H46ZM109 59H111L110 57H108ZM117 58V57H116ZM135 58V57H134ZM133 58V59H134ZM228 58H226V59H228ZM56 59V58H55ZM91 59H92V55H91ZM93 59H95V57L93 56ZM119 59V58H118ZM132 59V60H133ZM138 58H136V59H134V60H137ZM242 59V60H241ZM33 60V59H32ZM125 60V59H124ZM123 60V61H124ZM129 61H131V59H130V57H129V59H128ZM52 61V60H51ZM118 61H121V64L123 63V64H125L124 62H122V60L121 59H119ZM127 61V60H126ZM125 61V62H126ZM129 61H127L128 63H129ZM245 61V62H244ZM117 62V61H116ZM133 62H136V61H133ZM132 62V63H133ZM137 62H140V63H142L143 64V62L140 60L139 61V59H138V61ZM240 62H242V64H240ZM53 63V62H52ZM128 63H126V65L128 64ZM131 63V62H130ZM139 63V64H140ZM120 64V65H121ZM122 64V65H123ZM142 64H140V65H142ZM49 65V64H48ZM47 65V66H48ZM121 65V66H122ZM129 65V64H128ZM132 65V64H131ZM252 65V64H251ZM35 67V68H33V69H35L34 71H33V69L31 68V67ZM54 66V65H53ZM56 66V65H55ZM119 66V65H118ZM121 66H119V67H117V69L118 68H120ZM125 66V65H124ZM130 66V65H129ZM129 66H125L124 68H127V67H129ZM135 67H138L136 64L134 65ZM246 66V65H245ZM254 66V65H253ZM49 67V66H48ZM132 67V66H131ZM131 67H129L130 68V71L132 70L131 69ZM142 67V69L144 68V67H146V64H143V66H141ZM251 66L249 65V68H250ZM43 68V67H42ZM42 68H41V73H42ZM129 68H127V69H129ZM134 68V67H133ZM44 69V68H43ZM134 70V69H133ZM140 70H141V68H140ZM138 68L137 69H135V72H139L140 71ZM146 68H145V71L144 70H142V71H144V72H142V74L139 72L138 74H140V75H138L137 73H135L134 71V73L135 74H137V76H135V74H134V76H135V78L137 77L138 78V80L141 82V84L142 85H145V87L144 88H146L147 89V87L151 84V82L150 81H148L145 77H142V75H143V73H144V75L146 76ZM37 71V70H36ZM84 71V70H83ZM34 72V73H33ZM44 72V71H43ZM84 72H86V71H84ZM186 72V71H185ZM250 72H252V71H250ZM250 72H249V74H250ZM254 72H257V71H254ZM254 72H253V74H254ZM23 73V72H22ZM38 73V72H37ZM36 73V74H37ZM40 73V72H39ZM46 73V72H45ZM83 72H81V73H77V74H82ZM87 73V72H86ZM131 73V72H130ZM129 73V70L125 73V70L123 69L122 71H121V73H119L120 75V78H122L123 77V80L125 81V83L129 86V88H131L132 89V87H130V84H132V83H134L135 81H132V83H131V81L129 80V79H127V78H129L127 75L128 74H130ZM190 73V74H189ZM260 73H262V72H260ZM42 75V74H41ZM121 75H123V76H121ZM132 75V74H131ZM149 75V74H148ZM186 75H189V77L188 76H186ZM192 75V74H191ZM251 76H252V78L254 77V79H255V75H252V74H250ZM75 78H77L78 76L77 75H73ZM77 76V77H76ZM195 76H197V74L195 75ZM18 77V78H19ZM40 77V76H39ZM140 77V78H139ZM147 77V76H146ZM192 77V79L190 80V78ZM246 77V78H245ZM257 77V76H256ZM15 78V77H14ZM38 78V77H37ZM36 78V79H37ZM44 78V77H43ZM43 78H39L40 80H42ZM81 78V81H82V79H84L85 78V76H84V78H83V75H79V79ZM132 77H130V79H131ZM151 78V77H150ZM132 79H134V78H132ZM202 79H203V81H202ZM205 79V80H204ZM257 79H258V77H257ZM264 78H262V80H263ZM35 80V79H34ZM38 80V79H37ZM46 80H48V79H46ZM76 80V79H75ZM248 80V81H247ZM261 80V81H262ZM22 82H24L23 80H21ZM21 81H18L19 83L21 82ZM43 81H45V79H43ZM80 81V80H79ZM130 81V82H129ZM2 82H4V83H2ZM8 83V89H9V85L10 84H12V83ZM21 82V83H22ZM26 82V81H25ZM77 82H78V79H77ZM83 82L84 81H82V83L80 84V85H83ZM86 82V81H85ZM129 82V83H128ZM181 82V80H179V83ZM38 83H40V81H38ZM178 83V82H177ZM182 83V85H183V82H181ZM247 83V84H246ZM258 83V82H257ZM261 83V82H260ZM1 84H3V87H1L2 85ZM36 84V83H35ZM112 84V83H111ZM153 84V83H152ZM151 84V85H152ZM242 86V84H243V86L241 87L240 85ZM246 84V85H245ZM15 85V84H14ZM24 85H25V83H24ZM39 85V84H38ZM134 85V84H133ZM147 85V86H146ZM238 85L240 86L239 87V90H238ZM245 85V86H244ZM263 85H264V82H263ZM263 85H261V86H263ZM10 86H13V85H10ZM113 86V85H112ZM111 85H109V90H111V94L114 96L115 94H116V92H115V90H114V86L112 87ZM155 86V85H154ZM256 86V87H255ZM35 87V86H34ZM135 87V86H134ZM150 87V86H149ZM148 87V88H149ZM156 87V86H155ZM244 87V89H242ZM249 87H247L246 89L247 90H249ZM254 87H255V89H254ZM6 88H4L3 90H4V92H5V90H8V89H6ZM15 88V87H14ZM19 89V87H16L15 89L16 90H18ZM25 88V87H24ZM237 88V89H236ZM10 89H12V88H10ZM22 89V88H21ZM20 89V90H21ZM28 88L26 87V89H22V92H23V90H27ZM30 89V88H29ZM29 89L27 90V91H29ZM242 89V91L240 92V90ZM260 90L259 91H262V90H264V87L262 88V90H261V88H259ZM3 90H1L0 89V91H2L3 92ZM15 90V91H16ZM147 90H149V89H147ZM152 90V89H151ZM150 90V91H151ZM202 90V89H201ZM200 89H199V92L201 91ZM246 90V91H247ZM238 91V92H237ZM21 92V91H20ZM31 92V91H30ZM240 92V93H239ZM250 91H248L247 93H249ZM6 93V92H5ZM5 93H1L0 92V104H2V102L3 101H5V96H4V94ZM7 93H9L8 91H7ZM43 96L45 95L46 96V98L48 97V95H49V93H48V91L47 90H45V89H43ZM216 93V94H215ZM237 93H239V94H237ZM251 93V92H250ZM253 93V92H252ZM264 93V92H263ZM31 94L32 93H30V97H31ZM48 94V95H47ZM50 94H53V93H51L50 92ZM144 94H146V95H148L147 93H144ZM143 94V98H146V99H148L147 98V96H145ZM151 94H152V92H151ZM5 95H7V94H5ZM33 95V94H32ZM261 96V94L259 93V94H254L253 93V97H247V98H245V97H243V98H245L246 100H245V102H243V104H244V106H245V104L246 103H248V105L251 107V109L253 108V110H255V111H258L259 113L260 112H262L264 109V107L262 108L261 107V109H263L262 111H261V109H260V111H259V107L262 105L261 104V102L260 103H258V99L257 98H259L260 100L259 101H261V99L263 98V96H262V98H260V96ZM3 96H4V98H3ZM44 96V97H45ZM50 96V95H49ZM53 96V95H52ZM151 96V95H150ZM245 96V95H244ZM255 96H258L257 98L255 97ZM178 97H180V95L178 96ZM241 97V96H240ZM34 98V97H33ZM33 98H31V99H33ZM243 98H242V100H243ZM30 99V98H29ZM30 99V100H31ZM78 99H80L79 97L76 99V101L78 102L79 100ZM149 99H151V98H149ZM148 99V100H149ZM229 99H231V98H229ZM248 99H249V101H248ZM252 99H254V100H252ZM139 99H137V101H138ZM186 100H189V97H187L186 98ZM33 102V101H32ZM81 102V101H80ZM88 102V101H87ZM249 102H250V104H249ZM5 102H3V104H4ZM257 103V104H256ZM6 104V103H5ZM32 104V103H31ZM81 105V103H78L77 105ZM252 104V105H251ZM261 104V105H260ZM258 105H260V106H258ZM258 106V107H257ZM32 108L33 107H35L34 106V102H33V104H32V106H31ZM178 107V106H177ZM107 109V108H106ZM81 111L80 112H83L82 111V109H80ZM77 111V110H76ZM79 111V110H78ZM254 111V112H255ZM258 112H256L257 114H259ZM264 112V111H263ZM25 112H23L22 111V109L21 108H19V110H18V112L17 113H14V115H15V118L18 116V114H19V116H21L22 117V115L24 114ZM38 113H39V110H38ZM41 113V112H40ZM39 113V114H40ZM34 114L35 113H32V114H30L29 115V117L30 118H32L33 119V117H34ZM36 114H37V112H36ZM262 113H260L259 115H261ZM264 114V113H263ZM12 113L10 114V115H8L7 116V120L9 119V121H12L13 119H12ZM18 116V117H19ZM262 116V115H261ZM18 117L16 118V120L18 119ZM14 118V119H15ZM35 118V117H34ZM3 118L1 117L0 118V127L3 125ZM16 120H14V121H12V122H15ZM77 120H78V118H77ZM79 120H81V119H79ZM140 120H143V117L141 116V118H140ZM19 121V120H18ZM85 120L83 119V122H84ZM139 121V120H138ZM8 122V121H7ZM140 122V121H139ZM11 123V122H10ZM133 123H136V122H133ZM138 123V122H137ZM137 123H136V125H137ZM14 124V123H13ZM85 124H83V126H84ZM136 125H134V124H132V126H130L129 128L132 130V132L134 131V137H132L131 139L130 138H126L127 140V142L125 141V137L123 136V138H122V136H119L120 137V139H122L123 140V142H125L126 144H118V141L120 140L119 138H117V139H119L117 142H116V144L117 145H119L118 146V149H116L117 148V146L116 145H114L113 144V142H112V144L110 143L109 144V142L108 143H105L106 145L105 146H107L106 148H108L109 147V149L110 150H112V151H115L116 153H118V155H119V153H120V156H118V157H120V159H121V162L122 163H127V166H128V164H129V166H131L130 165V163H128V162H126V161H128L126 158H127V155L128 154H126V153H129L128 151H130V152H132L131 153V155L133 156H136L135 158L136 159H142L143 161L146 159V161H150L151 159L152 160H156L155 162L154 161H152V162H154V164L152 163V162H146L145 161V165H142V166H144V167H146L145 169V171H142L141 169H138L136 166L134 167V164H135V162H134V164H133V167L134 168H136V170L135 171H128L127 169L125 170V172L124 173H130L129 175H131V176H133L135 179H140L139 178V176H138V174L140 173V171L139 170H141L142 171V173H140L141 175L144 173V172H146V174H147V176L149 177L150 176V174L151 173H149V165H151V166H153L154 165V167H151L150 166V168H156V169H150V170H155V171H157L158 170V172H159V169L161 168L162 169V171H163V168L164 167H168L167 165L165 166V164L167 163V164H169L170 162L172 163V161H174V162H177V161H175V159L174 160H172L173 159V157L174 158H177V155H175L176 153L174 152V156H171V154L169 155V153L166 151L165 152V154H168V156H167V158H164L165 157V154H164V151H161V149L159 150L158 148V146L157 145H159L161 142H158L157 144H156V146H153V145H150V143H148V140L147 141H145L146 139L143 137V136H140L141 134L139 133L140 131L136 128ZM135 126V127H134ZM146 126V128L148 129L149 127H148V124H146L145 125ZM104 129H106V128H104ZM104 129H102L103 131H106V130H104ZM179 129V128H178ZM228 128H226V131H228L227 130ZM108 131V130H107ZM139 131V132H138ZM176 135L177 136H181L182 138H184V134H185V131L184 130H182V129H179L178 131L176 130ZM102 133H104V132H102ZM105 133H107V132H105ZM104 133V134H105ZM109 133V132H108ZM135 133H137L136 135H135ZM140 135H139V134ZM103 134V135H104ZM145 134V133H144ZM42 135H43V133H42ZM41 135V136H42ZM50 135H51V138H49V141L50 140H53L54 138H52V133H50ZM111 135H112V133H111ZM102 136V135H101ZM105 136H107V134H105ZM104 136V137H105ZM113 136V135H112ZM118 136V135H117ZM103 137V138H104ZM107 137H109V135L107 136ZM114 137H115V135H114ZM146 137V136H145ZM45 138H47V137H45ZM45 138H42V140L43 139H45ZM102 138V139H103ZM112 138V137H111ZM148 138V137H147ZM197 139L198 137H194V139ZM81 141H79L80 143L81 142H84V141H82L84 138H82L81 139V136H80V138H79ZM114 139V138H113ZM204 139H206V138H204ZM204 139H202V140H204ZM3 139H1V137H0V163L1 164H3V166L7 169V171L8 172H11V167L12 166H14L15 164L13 163V161H8L9 160V158L11 159V155H9V154H3V152H2V148H3V141H2ZM198 140V139H197ZM197 140H195V141H197ZM55 141V140H54ZM121 141V140H120ZM119 141V142H120ZM44 142V141H43ZM56 142V141H55ZM55 142H52L51 143V141L50 142H48L47 140H46V142L45 143H49V148H51V149H53V150H55V149H57L59 146L55 143ZM110 142H111V140H110ZM122 142V143H123ZM181 142H184L183 140L181 141ZM207 142V141H206ZM247 142L248 141H246V144H247ZM264 142V141H263ZM263 142H261L262 144H263ZM24 143L26 144L27 143V140H24ZM59 143V142H58ZM115 143V142H114ZM153 142H151V144H152ZM215 143V142H214ZM254 143V142H253ZM56 144V145H55ZM62 144V143H61ZM154 144V143H153ZM185 144V143H184ZM186 144H187V142H186ZM209 144H210V147L209 148H212V146H213V148H216V146L218 147V145L215 143V144H211L210 142H209ZM208 143H207V145H209ZM27 145V144H26ZM33 145H35V144H33ZM25 146L26 148L28 147V150H29V148H31L30 150L31 151H33L35 148H33L34 146ZM42 145V144H41ZM54 145H55V147H54ZM60 145V144H59ZM83 147L85 146V145H87V142L85 141V143H83V144H81ZM195 145V144H194ZM198 145V144H197ZM196 145V146H197ZM261 145V144H260ZM42 146H44V145H42ZM58 146V147H57ZM121 146V147H120ZM160 146V145H159ZM161 146H162V144H161ZM174 146H178V147H175L174 149L175 150H179V149H182V147H180V146H183V145H180V144H176V145H174ZM215 146V147H214ZM255 146V145H254ZM257 146V145H256ZM39 147H40V145H39ZM54 147V148H53ZM83 147H80L81 149L83 148ZM90 145L89 146H87V147H84V149L85 148H87L88 149V151H86L87 153L88 152H91L92 154H93V149L91 148V150H89L90 148ZM120 147V148H119ZM157 149H156V148ZM184 148H185V146H183ZM201 147L203 148V145H201ZM200 147V148H201ZM207 147V149H208V146H206ZM219 147H221V149H222V146H219ZM258 148H259V150H262L261 148H260V146H257ZM262 147V146H261ZM69 148H72V147H69ZM75 148V147H74ZM179 148V149H178ZM196 148V147H195ZM198 148H199V146H198ZM212 148V149H213ZM42 149V148H41ZM51 149H49V151L51 152ZM61 149V148H60ZM73 149V148H72ZM76 149V148H75ZM84 149H82V150H84ZM87 149H85V150H87ZM186 149V148H185ZM204 149H205V147H204ZM203 149V150H204ZM217 149V148H216ZM216 149H214V150H216ZM218 149H220V148H218ZM220 149V150H221ZM48 150V149H47ZM156 150H158V153L156 152ZM199 151L200 149H197L196 148V151ZM203 150H202V152H203ZM258 150V149H257ZM56 151V150H55ZM54 151V153L55 154H57L58 153V151H60L61 152V150H57L56 152ZM181 151H183V149L181 150ZM195 151V150H194ZM195 151V153H197ZM201 151V150H200ZM210 152H211V150H209ZM263 151H264V149H263ZM262 151V152H263ZM18 152V151H17ZM59 152V153H60ZM85 152V151H84ZM159 152H163V158H164V160L160 157V156H162L161 155V153H159ZM186 151L184 150V152H182V154L181 155H185V154H183V153H185ZM202 152H198V153H202ZM209 152V153H210ZM213 152V151H212ZM14 154L16 153V152H13ZM82 153H83V151H82ZM171 153V152H170ZM180 153V152H179ZM191 153H193V152H191ZM197 153V154H198ZM204 153H205V150H204V152L202 153L203 155H204ZM207 154H209L208 152H206ZM214 153H215V151H214ZM218 152H216L215 154L218 156V154H217ZM66 155H67V153H65ZM80 155H78V156H81V157H83L82 155H81V152L79 153ZM154 154L155 155H157V156H159V157H157V156H154ZM159 154V155H158ZM202 154H199V156L201 157L202 156ZM263 155H264V153H262ZM61 155H63L64 156V153L63 154H61ZM69 155V154H68ZM88 155H89V153H88ZM88 155H85V153H84V156L85 157H83L84 158V160H86V162L84 161L83 163H81V160H80V162H79V167H77L78 166V164H75V165H77L76 167L78 168L76 171L74 170V173H72V175H73V177H74V182H75V184H74V182H72L73 184V186L74 185H79V184H87V186H88V184H90V182H91V180H90V174H89V171H88V169L89 170H92L93 169V160L94 159H91V158H93V157H91L90 158V156H88ZM206 155V154H205ZM216 155H214V156H216ZM38 156V155H37ZM36 156V157H37ZM101 156H102V154H101ZM125 156H126V158H125ZM133 156V157H134ZM137 156H139V157H137ZM153 156H154V158H159L161 161H163V163H164V161H165V164L164 165H160L159 163L161 162L159 159L157 160V158L156 159H154L153 158ZM169 156H171L170 158H168ZM188 156H190L191 157V155L190 154H188ZM192 156H194L195 157V155H192ZM214 157V158H218V157ZM66 157V156H65ZM63 158L62 159V156H61V159L59 158V160H61L62 161V167H63V164L64 165H66V163L67 162H69V161H67V159L68 158ZM68 157V156H67ZM70 157V156H69ZM87 157V159H91V160H87V159H85ZM105 157V156H104ZM103 157V158H104ZM130 157V156H129ZM182 157H184V156H182ZM197 157V156H196ZM207 157H209L210 158V160L211 161H214L213 159H211V155L209 156V155H207L206 156V158ZM101 158V157H100ZM102 158V159H103ZM151 158V159H150ZM179 158H180V160L179 161H181L182 160V158L179 156ZM187 158H189V157H187ZM187 158H185L184 159V163L186 162L187 163V161L189 160V159H187ZM193 158V157H192ZM192 158H191V162H193V164H195V163H197L196 165H199V163L197 162V159H195L196 161H195V163H194V160L192 161ZM198 158V157H197ZM209 158H207V159H209ZM37 159V158H36ZM132 158H130L129 160H131ZM204 160H203V162H202V160H201V162L202 163H204V161H206L207 163H209V162H211V161H208V160H206L205 158H203ZM247 159V158H246ZM245 159V160H246ZM28 160H30V159H28ZM32 160V159H31ZM31 160H30V162H31ZM40 160H41V158H40ZM64 160L66 161V163H63L64 162ZM76 160H78L79 161V159L77 158ZM76 160H70V164L69 165H71V169L70 168H68V164L66 165V167L68 168V169H70V170H72V164L74 165V163H78V161H76ZM103 160H107V159H103ZM122 160H124V161H122ZM142 160H140V161H137V160H135L136 162H143ZM168 160V161H167ZM172 160V161H171ZM186 160V161H185ZM199 160V159H198ZM73 161V163L71 164V162ZM182 161L180 162L181 163V165H183V163H182ZM156 162L158 163V165L160 166H156L157 164H156ZM169 162V163H168ZM234 162V161H233ZM233 162H231V161H229V163L227 162L226 163V165H228V167L226 168V169H230V168H232V167H234L235 166V163H233ZM257 160H256V168H257ZM9 163V164H8ZM32 163V162H31ZM124 163V164H125ZM162 163V162H161ZM162 163V164H163ZM178 163V162H177ZM184 164L183 166H186L187 167V165L188 164ZM218 163V162H217ZM216 163V165L218 166V164ZM146 164H149L148 165V168H147V166H146ZM172 164H174V163H172ZM179 164V163H178ZM192 164V165H193ZM205 164V163H204ZM123 165V164H122ZM126 165V164H125ZM138 165V164H137ZM225 165V164H224ZM225 165V166H226ZM9 166H11V167H9ZM115 166V165H114ZM128 166V168H131V167H129ZM142 166L140 167V168H142ZM156 166V167H155ZM162 166V167H161ZM191 166V165H190ZM220 166V165H219ZM222 166V165H221ZM224 166V167H225ZM259 166V165H258ZM17 167V166H16ZM65 167V168H66ZM113 167V166H112ZM170 167V166H169ZM180 167V166H179ZM178 166H177V168H179ZM200 166H197L196 168H199ZM202 168H201V170L204 168L203 166H201ZM18 168V167H17ZM64 168V169H65ZM67 168H66V170H65V173H64V169L62 170L63 171V174H64V176L67 178V177H72V175H67L68 173H66L67 171L69 172L70 170H67ZM73 168H75V166H73ZM115 168V167H114ZM159 168V169H158ZM176 168V169H177ZM184 168V167H183ZM183 168H182V170H183ZM195 167L193 166V169H189L188 171H186V170H184V171H186V173H188V174H186L184 171H181V173H185L186 175H180V176H177V179H176V176H174V178H173V175H172V179L170 180H163L162 182L160 181L159 182V180H162V178L161 179H159L158 180V184H159V186H158V189L161 191V192H163L162 190L164 189L165 190V188L166 187H168V186H170V185H174L175 187H174V189H179V190H181V191H183V192H185V193H192V194H197L198 193V191H199V193H204L205 192V190H206V185L205 184H201V181H200V178H201V175H196V174H193L192 173V171H196L195 169H194ZM19 169H20V167H19ZM116 169H118L119 170V167H117ZM148 169V170H147ZM165 169H167V168H165ZM165 169H164V171H165ZM180 169V168H179ZM178 169V170H179ZM21 170V169H20ZM50 170H51V168H50ZM54 170H55V168H54ZM53 170V171H54ZM57 170V169H56ZM117 170V171H118ZM181 170V169H180ZM199 170H200V168H199ZM200 170V171H201ZM52 171V172H53ZM117 171L115 172V173H117ZM139 171V172H138ZM162 171L160 170V172L159 173H161L162 174ZM202 171H206L205 169H203ZM21 172V171H20ZM47 172H49V171H47ZM59 172V171H58ZM58 172H56L57 174H55V176L51 173V172H49V173H51L54 177H56L57 175H58ZM71 172V171H70ZM73 172V171H72ZM157 172V173H158ZM178 172V171H177ZM226 172H228V170H226ZM48 173V175H51V174H49ZM54 173V172H53ZM138 173V174H137ZM148 173H149V175H148ZM179 173V172H178ZM180 173V174H181ZM190 173H192L193 174V177L191 178V177H189V174ZM196 173V172H195ZM199 173V172H198ZM228 173H230V172H228ZM9 174V176H8V181H9V183L11 184V187H16L17 186V182H18V173H15V174H13V175H10L11 173H8ZM45 174V176H46V178H49L50 180H48L49 182L50 181H52V179L54 178V177H51V176H48L47 175V173H44ZM67 176H66V175ZM71 174V173H70ZM156 174V173H155ZM165 174V173H164ZM191 174V175H192ZM206 178H207V181H208V185H209V192H215V191H213V190H215V189H212L213 188V186L211 185V183L210 182H212L211 180H213L214 178L213 177H215V174L216 173H209V172H206V173H202ZM227 174V173H226ZM61 174H59V176H60ZM128 175V174H127ZM167 175H168V173H167ZM214 175V176H213ZM138 176V177H137ZM143 176V175H142ZM141 176V177H142ZM162 177H163V174L161 175ZM165 176L166 175H164V178H165ZM216 176H217V174H216ZM260 176H262L261 175V172L259 171V168L257 169V171L255 172V176L253 177V180L255 181V183L253 182V189H255L256 190V192L258 191V193H256V192H254V193H256V196L254 197V195H252L251 194V196L252 197H254V198H256L257 196L258 197H260L262 200H263V197L261 196V193H264V183L262 182V181H264V180H260ZM157 178H159L158 176H156ZM168 177H170V175L168 176ZM200 177V178H199ZM230 177V176H229ZM57 179L59 178L58 176L56 177ZM55 178V179H56ZM66 178H64V179H66ZM167 178V177H166ZM165 178V179H166ZM213 178V179H212ZM215 178H217V177H215ZM55 179H53V181L55 180ZM61 179V178H60ZM62 179H63V177H62ZM61 179V180H62ZM69 179V178H68ZM68 179H66V180H68ZM73 179V178H72ZM228 179V178H227ZM47 180V179H46ZM60 180V185L61 184H64L65 183V181H61ZM19 181H21V180H19ZM69 181V180H68ZM67 181V182H68ZM71 181V180H70ZM69 181V182H70ZM170 182V183H167V185H165V184H161V183H163V182ZM227 181V180H226ZM68 182V183H69ZM93 182V181H92ZM91 182V183H92ZM164 182V183H165ZM200 182V183H199ZM51 183V182H50ZM52 183H54V182H52ZM51 183V184H52ZM55 183H57V182H55ZM54 183V184H55ZM77 183V184H76ZM218 183H222V186H223V183L224 184H226V182H223L222 180L221 181H218ZM218 183H216V185H218ZM250 183H252V182H250ZM249 183V184H250ZM59 184V183H58ZM92 184H94L95 185V183H92ZM92 184H91V188H87V190H85V191H87V192H89L90 191V189H92V190H94L95 191V189L92 187ZM66 185V184H65ZM68 185H71L70 183L68 184ZM245 185H247V184H245ZM244 185V186H245ZM59 186V185H58ZM58 186H56V187H58ZM61 186H64V185H61ZM60 186V187H61ZM81 186V187H80ZM79 187L80 188H82V185H80ZM90 186V185H89ZM96 186V185H95ZM224 186H226V185H224ZM228 186H230L229 184H228ZM243 186V185H242ZM243 186V187H244ZM67 187H69V186H67ZM78 187V186H77ZM78 187V188H79ZM196 187V188H195ZM220 186L218 185V188H219ZM247 187V188H246ZM23 188H24V190L25 189H28V191L31 189L30 188V186H29V184L27 183L26 185H24L23 186ZM61 188H63V187H61ZM64 188H66V186H64ZM63 188V189H64ZM75 188V187H74ZM98 188V187H97ZM215 188V187H214ZM220 188H222V187H220ZM219 188V189H220ZM224 189L222 190V192H219V193H221V195L222 196H224V195H228V191H231V189L232 188H230L229 187V190L228 189H226L225 187H223ZM252 188V187H251ZM250 188V189H251ZM101 189V188H100ZM103 189V191L105 192V188H102ZM245 189H249V187L248 186H245ZM253 189H251L250 191L249 190H246V191H248V193L249 192H252V190ZM14 190V189H13ZM23 190V189H22ZM66 190V189H65ZM75 190V189H74ZM77 190V189H76ZM80 190V189H79ZM79 190H77V191H79ZM91 190V191H92ZM97 191H98V189H96ZM226 190H228L227 191V194H226ZM243 190H244V188H243ZM31 191V193H34V192H32V190H30ZM82 191V190H81ZM93 191V192H94ZM96 191V192H97ZM235 191V190H234ZM237 191V190H236ZM11 192V191H10ZM87 192H85V193H87ZM237 192H239V191H237ZM82 193H84V192H82ZM84 193V194H85ZM215 193H216V196H214L215 195ZM215 193H213V196H211V197H213L214 199H215V197H216V201L217 200H219L218 199V197L219 198H221L222 196L219 194V193H217V192H215ZM230 193V195H231V193H234L233 191L232 192H229ZM247 192H245V194H248ZM75 194V193H74ZM235 194H236V192H235ZM32 195V194H31ZM89 195V193L86 195L85 194V197L86 196H88ZM210 195H211V193H210ZM240 195V194H239ZM23 196V195H22ZM21 196V197H22ZM33 196V195H32ZM35 196V195H34ZM31 197L30 199H32V202L31 201H29L30 202V204L29 203H27V200H30V199H26L25 197V199L24 198H19V199H21L19 202H17V205H16V207H15V205L14 204H9V203H7V205L9 206H7V205H4L3 207H4V209H2V208H0V264H28V259H29V257H31V253L32 254H35V256H37V255H41L42 253L44 254L46 251H48V248H49V246H48V243H47V241H44V240H40L39 238H36V237H38L37 235H35V234H33V230H35V222L37 223V225H38V223L40 224V222L38 221V220H36V219H38V218H36V217H34L35 215H30L32 212H34L35 211V209H38V208H40V210H41V207H42V205H41V207H39L40 206V203H38V199H37V197ZM76 196V195H75ZM90 196L91 195H89V197H87L88 199H90L91 200V198H90ZM247 196H249V195H247ZM93 197V196H92ZM122 197V198H121ZM120 198H121V201L122 202H125V203H128L129 201H125V199H123V196H121ZM138 197V196H137ZM125 198V197H124ZM133 198V197H132ZM226 198V196H224V199H222V200H226V201H228L229 202V200H227V198ZM238 198V197H237ZM134 199V198H133ZM236 199V198H235ZM25 202H23V201ZM132 200V199H131ZM135 201H136V197H135V199H134ZM133 200V201H134ZM194 200V199H193ZM193 200H191V201H193ZM240 200V199H239ZM238 200V201H239ZM253 200V199H252ZM89 201V200H88ZM185 201V200H184ZM190 201V200H189ZM231 201H232V199H231ZM257 201V200H256ZM179 201H177V202H175L174 203V205H176V207L177 208H179V207H181L180 209H179V211L176 209V207H175V209L172 207V209H171V211L173 210L174 212L176 211L177 213L178 212H186V213H188L187 212V209H189L190 208V204H188V205H190V206H186V207H184V209H186L185 211H183V210H181V209H183V207L181 206L183 203H182V201L180 202V203H178ZM186 202V201H185ZM221 202V201H220ZM130 204H132V203H134V202H129ZM177 203V204H176ZM182 203V204H181ZM187 203H188V201H187ZM225 203V202H224ZM239 203H240V201H239ZM239 203H237L238 204V206L241 204H239ZM179 204H180V206H179ZM237 204H236V206H237ZM260 204H262L261 202H260ZM33 205V206H32ZM142 205V204H141ZM144 205V204H143ZM157 205H160V204H158L157 203ZM162 205V204H161ZM193 205H194V202H193ZM222 205H224V204H222ZM12 206V207H11ZM13 206L15 207V208H13ZM195 206V205H194ZM235 206V207H236ZM237 206V207H238ZM253 206H254V209H252V214H258V216L257 217H255L256 219H259V218H261L260 217V215H263V214H261V213H263L264 212V208H263V206L262 205H257V204H253ZM259 206H261L262 207V212L260 213V211H258V207ZM0 207H1V204H0ZM11 207V208H10ZM159 207V206H158ZM192 207V206H191ZM235 207H232L231 209H235V211H239L240 212V210H238L237 208H235ZM240 207H242V206H240ZM261 207L259 208V210L261 209ZM97 207L95 206V209H96ZM192 208H195V207H192ZM200 209V208H199ZM239 209H242V208H239ZM244 209V208H243ZM4 210V211H3ZM15 210V211H14ZM39 210V209H38ZM39 210V211H40ZM244 210H246V209H244ZM32 211V212H31ZM162 210H159V212H161ZM194 209L193 210H191V213H193L194 214ZM199 211H202V209L201 210H199ZM247 211H249V210H247ZM246 211V212H247ZM258 211V212H257ZM173 212V213H174ZM181 212V214L179 215L180 217L182 216L183 217V213ZM238 212V213H239ZM253 212H255V213H253ZM257 212V213H256ZM172 213V216L173 215H175V214H173ZM20 215V217L19 216H17V215ZM40 214V213H39ZM129 214H130V216H132L131 215V212H129ZM193 214H192V216H193ZM41 215V214H40ZM250 215H251V213H250ZM27 216V217H26ZM51 216V215H50ZM129 216V217H130ZM175 216H177L178 217V215H175ZM44 218H45V220L46 221H49L50 220V222L48 223V226L50 227V226H52V227H55V229L57 230V233L59 234V237H58V239L55 241L57 244L56 245H54V244H52L53 246H57V248H62L64 251L66 250V249H64L63 247H65V245H64V243H65V241H64V233H63V229L59 226V225H56L55 224V222L53 221L54 220V218L53 219H51L52 217H49V215L48 214H45L44 216H43ZM174 217V216H173ZM177 217H175V218H177ZM179 217V218H180ZM184 217H186V218H183L184 219V223H186V222H190L189 220H188V216H184ZM43 218V219H44ZM128 218V217H127ZM127 218H125L124 217V219H126V220H124V222L126 223L127 222ZM131 219L133 218V217H130ZM40 219V218H39ZM42 219V220H43ZM178 219V218H177ZM181 219V218H180ZM182 219V220H183ZM188 220V221H186V220ZM263 219H264V217H263ZM132 221H134L133 219H132ZM192 221V220H191ZM202 221H204V219L202 220ZM257 221V220H256ZM256 221H255V223H256ZM259 221V220H258ZM129 222V221H128ZM127 222V223H128ZM262 222H264V221H262ZM126 223V224H127ZM130 223V222H129ZM202 223V222H201ZM216 223V225H218L217 224V222H215ZM137 224H138V222H137ZM137 224L135 225L134 224V226H136V227H139V224H138V226H137ZM170 224H173V223H170ZM187 224V223H186ZM185 224V226H186V229L185 230H187V231H189V230H191V225L189 224V230H188V225H186ZM192 224H195V223H193V221H192ZM204 224V223H203ZM205 224L206 225H208V223H206L205 222ZM258 224L260 225L261 223H257V226H258ZM130 225V224H129ZM174 226H176L175 224H173ZM201 225V224H200ZM214 225V222H212L211 223V226H213ZM261 225H263V224H261ZM178 226V228L181 230L182 229V227L181 226H179V225H177ZM243 226H246V225H243ZM242 226V229H244V227ZM170 228H172V229H170L169 228V230H172L173 231V229L174 228H176L175 230H177L178 231V228L177 227H171V225L169 226ZM195 226H193V229L195 230V228H194ZM209 226H207V228H208ZM215 227V226H214ZM214 227H212V229L214 228ZM248 227V226H247ZM262 228H264L263 226H261ZM37 228V227H36ZM140 228V227H139ZM184 228V227H183ZM197 228V227H196ZM220 228H222V227H220ZM224 228L225 227H223L222 228V230L224 231ZM38 229V228H37ZM40 229V228H39ZM141 229H142V227H141ZM140 229V230H141ZM192 229V230H193ZM199 229V228H198ZM211 229V230H212ZM193 230V231H194ZM250 232H251V230L250 229H248ZM247 230V232H249ZM37 231V230H36ZM181 231H183V234L181 233V235L180 236H182L183 237V235L186 237V232L184 231V229L183 230H181ZM193 231H191V232H193ZM210 231V230H209ZM220 231H221V229H220ZM241 231V230H240ZM257 231H260V229L258 230L257 229ZM261 231H263V230H261ZM190 232V231H189ZM195 232V231H194ZM264 232V231H263ZM175 233H178V232H175ZM242 233V232H241ZM259 233V232H258ZM136 234V233H135ZM192 234V233H191ZM246 234V233H245ZM245 234L243 233V235L245 236ZM194 234H192V236H193ZM136 236H138L139 237V234H136ZM175 236V235H174ZM191 236V237H192ZM222 236H223V234H222ZM225 236V235H224ZM227 236V235H226ZM233 237V235H230V237ZM91 238L93 237V236H90ZM117 237V234H115V238ZM125 237V236H124ZM150 238H152L151 236H149ZM184 237V238H185ZM190 237V239H193L194 237H192L191 238ZM230 237H228V238H230ZM236 238H238L237 236H235ZM251 237V236H250ZM249 237V238H250ZM139 238H141V237H139ZM154 238H158V237H153L152 238V241H153V239ZM171 238H173V237H171ZM227 238V239H228ZM243 238V237H242ZM248 237H246V239L245 238H243V239H245L246 241H248V243H249V245L250 246H252L251 244H253L254 242L252 241V239H253V237H251L250 239H249ZM113 239H114V236H112V240H110V245L111 244H114V243H111L112 241H113ZM159 239H162V238H159ZM190 239L188 240V241H186L187 243L188 242H194V241H196L195 239L194 240H192V241H190ZM137 240H139V239H137ZM170 240V239H169ZM173 240H175V241H171L172 243L171 244H173L174 242H176V241H179L178 239H176V237L175 238H173ZM215 240V239H214ZM240 240H241V237H240ZM90 241H91V239H90ZM89 241V242H90ZM151 241V242H152ZM162 241V240H161ZM160 241V242H161ZM182 241H183V239H182ZM250 241V242H249ZM114 242V241H113ZM186 242H184V243H186ZM253 242V243H252ZM95 243V240H93V244ZM150 243V242H149ZM148 243V244H149ZM159 242H156L155 241V243H151V244H154V245H152L153 247L155 246V245H157ZM180 242H178V244H179ZM186 243V244H187ZM222 244V246L224 247L223 249H227L226 251H228L229 249L227 248V246H224V242H221ZM90 244V243H89ZM93 244H92V246H93ZM163 244V243H162ZM177 243H175V245H176ZM185 244V245H186ZM196 244H198L199 246H197ZM215 244H220V242H216ZM256 244H259L260 245V243H256ZM109 245V246H110ZM183 245V244H182ZM193 245H195L194 247L196 248V250H197V252L199 253H197L196 255L197 256H199V258L201 257L200 255H206L207 253H205L204 254V251H206V250H208V249H205V247L203 248V246H201L199 243H196L195 242V244H193V243H191V245H188V246H191V247H193ZM244 245H246V244H244ZM248 245V246H249ZM255 245V244H254ZM118 247H119V245H117ZM149 246H150V244H149ZM151 246V247H152ZM158 246V245H157ZM177 246V245H176ZM175 246V247H176ZM181 246V245H180ZM234 246V245H233ZM250 246H249V248H250ZM32 247V248H31ZM88 246H86L85 248H87ZM118 247H116V243H115V246L114 247H111L110 248V250L112 249L113 250V248H115V249H117V251H120V248H118ZM161 247V246H160ZM163 247V246H162ZM181 247H183V246H181ZM181 247L179 248V249H181ZM186 247V246H185ZM191 247H187L188 249L190 248L191 249ZM193 247V248H194ZM200 248V247H202L203 248V252H199L198 250V248ZM226 247V248H225ZM228 247H230V246H228ZM254 248H259V247H255V246H253ZM28 248H29V250H28ZM55 248V247H54ZM159 248V247H158ZM194 248V249H195ZM206 248H208V247H206ZM234 249H236V247H233ZM261 248V247H260ZM263 248H264V246H263ZM61 249V250H62ZM102 250H103V248H101ZM194 249H191V250H186V248L183 250V252H184V254H180L181 255V260L182 259H185V257L183 256V258H182V255H186V253L188 254L189 253V257H191L192 258V256H194V260H196V258L198 259V257H195V251L196 250H194ZM222 249V250H223ZM253 249V248H252ZM94 249H91V251H89L90 253H88V254H86L85 255V260H87V259H89L88 261H90V262H92V263H95V264H98L96 261V257H95V255L97 256V254L95 253V250H94V254L92 253V251H93ZM155 250V249H154ZM158 250V249H157ZM157 250H156V252H157ZM163 250V249H162ZM176 250V249H175ZM192 250H194V252H192ZM202 250V249H201ZM200 250V251H201ZM232 250V249H231ZM251 250V249H250ZM258 250V249H257ZM262 250V249H261ZM104 251V250H103ZM146 251H148V250H146ZM168 250L166 249V251L165 250H163V252H167ZM179 250L177 249L176 250V252H178ZM224 251V250H223ZM247 251V250H246ZM260 251V250H259ZM259 251H256V252H258V255H259ZM31 252V253H30ZM34 252V253H33ZM61 252H63V251H61ZM114 252V251H113ZM115 252H116V250H115ZM151 252V251H150ZM150 252H148V254H146L145 252H140V253H142V255H143V260L142 259H140V264H147V262L150 264L151 262H153V264H165V262L167 263V261L165 260V258H157V260H156V258L155 257H153V256H155L154 254H153V260L154 261H152L151 260V262H149V259H146L145 260V258H147V255H148V257L150 256L149 255V253ZM160 252V253H159ZM173 252V251H172ZM180 252V251H179ZM182 252V251H181ZM191 252V253H190ZM207 252V251H206ZM212 252V251H211ZM260 252H263V251H260ZM108 254L107 252H103V254ZM120 253V252H119ZM146 254L145 255V257H144V254ZM154 253V252H153ZM158 253H159V257L161 256V254H163L162 253V251H158ZM192 253H194V254H192ZM244 253V252H243ZM242 253V254H243ZM252 253H254V252H252ZM151 254V253H150ZM166 254V253H165ZM168 254V253H167ZM166 254V255H167ZM169 254H171L170 252H169ZM168 254V255H169ZM176 254H179V253H176ZM175 254V255H176ZM212 254V253H211ZM210 254V255H211ZM264 254V253H263ZM262 254V255H263ZM84 255V254H83ZM114 255L115 256H117L115 253H114ZM173 255H174V252H173ZM202 255V256H203ZM223 256V259L226 261V262H229L231 259H230V256L229 255H224V253L222 254ZM231 255V254H230ZM243 255H245V257H247V255H248V253H244ZM250 255V254H249ZM257 255V256H258ZM261 255V256H262ZM33 256V255H32ZM107 257L109 256V255H106ZM141 256V255H140ZM162 256H164V254L162 255ZM161 256V257H162ZM212 256V255H211ZM121 257V256H120ZM175 257H177V256H175ZM179 257V256H178ZM177 257V258H178ZM207 257V256H206ZM98 259H99V257H97ZM103 258V257H102ZM110 258V257H109ZM117 258H119V257H117ZM142 258V257H141ZM149 258H151V256L149 257ZM170 258H171V256H170ZM256 257H254V258H251V256L247 259V261H250V260H253V259H255ZM160 259H163V260H165L164 261V263H163V260H160ZM166 259L168 260L169 259V257L168 256H166ZM201 259V258H200ZM209 259H210V256H209ZM212 260H213V256H212V258H211ZM100 260H101V257H100ZM146 261L145 263L143 262V261ZM175 259H172V261L174 262H172L173 264H175V262L176 261H178V259H176L175 261H174ZM207 259H205V261H206ZM256 260H257V258H256ZM99 261V260H98ZM104 261V260H103ZM106 261H108V260H106ZM106 261H104V262H106ZM160 261V262H159ZM161 261H162V263H161ZM186 261V260H185ZM191 261H193L192 259H191ZM204 261V259H203V262H204V264L206 263V262H208V261H206L205 262ZM214 261H215V259H214ZM255 260H253V262H254ZM99 262H101V261H99ZM103 262V263H104ZM139 262V261H138ZM171 262V261H170ZM253 262H251V264L253 263ZM260 262V261H259ZM102 262H101V264H103ZM171 263V264H172ZM196 263L198 264H203L202 263V260H201V262H197V260H196ZM61 264H81L80 263V261H78L77 259H71V260H68V261H64V262H61ZM104 264H106V263H104ZM108 264H111V262L110 263H108ZM254 264V263H253Z\"/></svg>","mask_w":264,"mask_h":264}]
</instances>
